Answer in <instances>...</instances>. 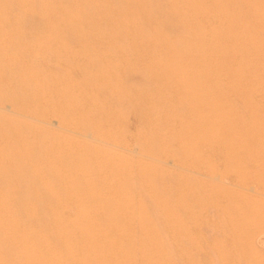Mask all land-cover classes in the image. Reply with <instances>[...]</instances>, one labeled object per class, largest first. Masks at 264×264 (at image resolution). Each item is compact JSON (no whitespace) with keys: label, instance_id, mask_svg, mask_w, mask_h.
I'll return each mask as SVG.
<instances>
[{"label":"rangeland","instance_id":"obj_1","mask_svg":"<svg viewBox=\"0 0 264 264\" xmlns=\"http://www.w3.org/2000/svg\"><path fill=\"white\" fill-rule=\"evenodd\" d=\"M10 1V2H9ZM15 1V2H14ZM20 1V2H19ZM27 1V2H26ZM31 1V2H30ZM34 0L32 2V0H0V66L2 70L0 68V92H3L0 94V110L4 111V112H0V233L2 234L3 231L8 232V231H16L20 228L23 227H28L31 225L32 226H44L43 230L41 231H37L31 234H28L27 237L23 238L22 241H20L21 243L17 244V245H4L1 243L0 241V264H12L13 261H15L14 259H16L17 256H21V255H32L35 252V248L36 246H46V244L48 245L49 243H53L54 241H56L58 238L60 239H66L67 240V245H65L62 250L64 252L67 251V253L73 252L74 250H76L75 248H77V246H81V243H85L91 247V249L89 250L91 253V257L90 260L88 261L90 264H130L131 261L128 260H119V259H115V257L112 255V252H114L115 250H117L118 248H122V250H124L125 248H129V246L133 247L135 246H146L148 247V250L150 251L149 254H147L148 256L144 258V261H140L138 264H160V262L162 260H167L168 264H227L226 259L222 256L221 253H218L217 250L215 251V249H219V252L223 251V253L226 255V257H228V260L231 261L232 259H235L237 262H239L240 264L244 263L245 261L243 259H239L237 257L236 254V236H235V232L233 227L230 225V223L228 222V220H226V217L224 218V215L222 214V208L224 207L223 204L225 205L227 203V197H221L218 198L217 196L219 195L218 192V186L219 187H225V188H230V186L232 185V187L230 189H234L236 188L235 184H237V178L234 175H226L224 177V182H220L221 180H215V178H212L210 176V172L212 173V168L218 170V172H220L219 174L224 173V171L227 170V168L229 169L230 167L227 165V163L224 160L223 157V149L221 147H213L211 145H205V143H198L199 141L196 139H199L201 136L198 132L201 131V127L203 124V120L205 118H203V116L205 114H202L203 112H205L206 110L203 109L202 111V107L203 108H210L212 110V108L209 105V101H207V94H212V103H215L216 98H218V90H219V86L218 84L216 85V83H214L215 78L213 77L215 74L214 68V64L212 62H214V60L212 59L213 56L210 53H213V50H215V41L216 40H212V39H216L213 38L215 37L213 34V36L211 37L209 34L208 29L207 30H198L194 29L195 26H198L200 24H204L207 23L206 21H204V23L200 20L198 21V19L192 17L189 13V5L186 3V0H151V2H153L151 4V2H149L148 0H135V2L137 1V3L134 2V0H129V2L131 4H127L128 0H125L126 2H124V0H106L105 3L102 4L101 0ZM48 1V2H47ZM59 1V2H58ZM62 1V2H61ZM69 1V2H67ZM85 1V2H84ZM123 1V2H122ZM185 1V2H184ZM47 2V3H46ZM64 2V3H63ZM75 2V3H74ZM78 4H77V3ZM101 2V3H100ZM111 2V3H110ZM114 2V4L112 3ZM120 2V3H119ZM128 2V3H129ZM160 2V3H159ZM163 2V3H162ZM168 2V3H167ZM176 4H175V3ZM28 5H27V4ZM32 5H31V4ZM38 3V4H36ZM52 3V4H50ZM54 4L55 8H54ZM67 3V4H66ZM81 3V4H80ZM83 3V4H82ZM123 3V4H121ZM125 3V4H124ZM133 3V4H132ZM183 3V4H182ZM34 4V6H33ZM36 4V5H35ZM61 4V6H60ZM66 4V5H65ZM75 4V5H74ZM80 4V7H79ZM86 4V5H85ZM99 4V5H98ZM106 4V5H105ZM113 4V5H111ZM118 4V5H117ZM135 4V5H134ZM141 4V5H140ZM160 4V6H159ZM162 4V5H161ZM173 4V5H171ZM10 7H8V6ZM28 7H27V6ZM51 5V6H50ZM149 5V6H148ZM151 5V6H150ZM169 5V6H168ZM177 5V7H175ZM15 6V7H13ZM33 7V8H30ZM101 6V7H100ZM105 6V7H102ZM123 8H122V7ZM127 6V7H126ZM128 6L130 7L128 10ZM132 6V7H131ZM135 8H134V7ZM137 6V7H136ZM146 6V7H145ZM159 6V7H158ZM167 6V7H166ZM179 6V7H178ZM239 6H241L239 4ZM38 7V8H37ZM52 7V8H51ZM61 7V8H60ZM64 7V8H63ZM77 7V8H76ZM90 7V8H88ZM106 7L108 9H106ZM115 7V8H114ZM116 7L118 8L119 11H117ZM125 7V8H124ZM139 7V8H138ZM145 7V8H144ZM150 7V8H149ZM156 7H158V9H156ZM163 7V8H162ZM172 7V8H171ZM183 7V8H181ZM29 8V9H26ZM35 8L37 10V12L35 11ZM70 8V9H69ZM81 8H84L86 10H83ZM127 8V9H126ZM134 8V9H133ZM142 8V9H141ZM168 8V10H167ZM178 9L176 11V9ZM188 8V9H187ZM2 9V10H1ZM24 9V10H23ZM32 9V10H30ZM58 10L59 12L55 11ZM66 9V10H65ZM79 9V11H78ZM96 9V10H95ZM125 9V10H124ZM135 9H138L139 11H135ZM145 9L148 11H145ZM152 9V11H151ZM161 9V10H160ZM27 10V11H26ZM30 10V11H29ZM47 10V11H45ZM53 12H52V11ZM66 14H65V11ZM77 10V11H76ZM101 10L103 12H101ZM142 10V11H140ZM164 10V11H163ZM172 12H171V11ZM176 12H175V11ZM180 10V12H179ZM185 10V11H183ZM188 10V11H187ZM21 11V12H20ZM41 11V13H40ZM55 11V12H54ZM63 13H62V12ZM68 11L70 12V15L68 13ZM83 11V12H82ZM85 11V12H84ZM89 11V12H88ZM109 11V13H108ZM112 11V12H111ZM120 11H123V14ZM126 11V12H125ZM130 11V13H128ZM160 11V12H159ZM163 11V12H162ZM168 11V12H166ZM22 12H24L22 15ZM25 12H26V16H25ZM30 12V13H29ZM33 12V13H32ZM48 12V13H47ZM51 12V13H50ZM79 12V13H78ZM114 12V13H113ZM135 12V13H133ZM151 12V13H150ZM186 14H184V13ZM21 13V14H19ZM29 13V14H28ZM36 13V14H35ZM45 13V14H44ZM58 13H60L61 15H58ZM84 13V14H82ZM87 13V14H86ZM91 13V14H90ZM101 13V14H100ZM107 13V14H106ZM115 15H113V14ZM125 13V16H124ZM140 13V14H139ZM145 13V14H144ZM149 13V14H148ZM157 13V14H156ZM171 13H175L172 14ZM191 13V12H190ZM35 14V16L33 15ZM52 14V15H51ZM63 14V16H62ZM82 14V15H81ZM97 14V16H96ZM110 14V15H109ZM137 14V17L135 16ZM139 14V15H138ZM144 14V15H143ZM147 14V15H146ZM180 14V15H179ZM12 15V16H11ZM45 15V16H44ZM69 17H68V16ZM73 17H72V16ZM100 15V16H99ZM110 17L108 16H111ZM131 15V16H130ZM134 15V16H132ZM142 15V16H141ZM146 15V16H145ZM7 16L6 19H4ZM9 16V17H8ZM28 16V17H27ZM54 16V18L52 17ZM57 16V17H55ZM61 16V17H60ZM74 16H76L77 18H75ZM88 16V18L86 17ZM124 16V17H122ZM127 16V17H126ZM170 16V17H169ZM189 16V17H188ZM12 17V18H10ZM52 17V18H51ZM65 17V18H62ZM91 17V19L89 18ZM95 17V19L93 18ZM99 17V18H97ZM109 19H107V18ZM141 17V18H139ZM182 17V18H181ZM187 17V18H186ZM11 20V22L9 21V19ZM23 18V21L22 19ZM81 18V19H80ZM97 18V19H96ZM125 18V19H124ZM128 18V20H127ZM148 21L147 23V20ZM150 18V19H149ZM158 18V20H157ZM161 18V19H160ZM4 19V20H3ZM8 19V20H7ZM14 19V21L12 20ZM17 19V20H16ZM25 19V20H24ZM49 19V21H48ZM52 19V20H51ZM54 19V20H53ZM59 19V20H57ZM61 19V20H60ZM71 19V20H69ZM74 19V20H72ZM87 19V21H86ZM93 20L90 21V20ZM100 19V20H99ZM143 19V20H142ZM164 19V20H162ZM47 20V22H46ZM64 22H63V21ZM66 20V21H65ZM69 20V21H68ZM85 22H84V21ZM162 23H160V21ZM5 23H4V22ZM20 21V23H19ZM61 23H59V22ZM77 21V22H76ZM82 21V22H81ZM95 21V22H94ZM99 21V23H98ZM107 21V22H106ZM111 21V23H110ZM113 21V22H112ZM118 21V23L116 22ZM157 21V22H156ZM195 21V22H193ZM219 21H223L218 20ZM56 22V23H55ZM67 22V23H66ZM90 22V23H88ZM101 22V23H100ZM128 22V24H127ZM159 22V23H158ZM189 22V23H188ZM198 22V23H197ZM200 22V23H199ZM202 22V23H201ZM209 24H211V21H208ZM26 23V24H25ZM55 23V24H54ZM58 23V24H57ZM75 23V24H74ZM79 23L78 27L77 24ZM81 23H83L81 25ZM95 23V24H93ZM113 23V24H112ZM121 23V24H120ZM123 23V24H122ZM130 23V25H129ZM141 23V24H140ZM150 23V24H149ZM222 25V22H220ZM216 24V25H220ZM5 24V25H4ZM12 24V25H11ZM21 24V25H20ZM23 24V25H22ZM60 24V25H59ZM73 24V25H72ZM95 26H93V25ZM148 24V25H147ZM186 24V25H185ZM190 24V25H189ZM194 24V25H193ZM196 24V25H195ZM208 24V23H207ZM205 24V25H207ZM16 25V26H15ZM25 25V27H24ZM62 25L64 26V28L62 27ZM71 25V26H70ZM76 27H75V26ZM93 26L91 28V26ZM132 25V26H131ZM135 25V26H133ZM154 25V26H153ZM161 25V26H160ZM193 25V26H192ZM21 26V27H20ZM55 26V28H54ZM62 29H60L61 27ZM66 26H68L66 28ZM81 26V27H80ZM86 29L85 31L82 30L83 28ZM111 28H110V27ZM115 26V27H114ZM143 26V27H142ZM152 26V27H151ZM156 26V27H155ZM192 26V27H191ZM7 29H4L6 28ZM9 27V28H8ZM32 29H30V28ZM54 29H53V28ZM59 27V28H58ZM72 27V28H71ZM73 27L75 29H73ZM86 27V28H85ZM91 29H90V28ZM100 27V28H99ZM108 27V28H107ZM117 27V29H116ZM120 27V30H118ZM155 27V28H153ZM160 27V28H159ZM162 27V29H161ZM185 27H189L190 30L186 29ZM16 28V29H14ZM30 30H29V29ZM97 30H95V29ZM193 28V29H192ZM14 29V30H13ZM59 29V30H58ZM64 29V31L62 32V30ZM81 29V30H79ZM90 29V31H89ZM128 29V30H127ZM137 29V31H136ZM149 29V30H148ZM152 29V30H150ZM157 31V33L153 30ZM22 30V31H21ZM27 30V31H26ZM48 30V31H47ZM50 30V31H49ZM66 30H67V35H66ZM73 30V31H72ZM94 30V31H93ZM99 30V31H98ZM104 30L106 32H104ZM117 30V31H115ZM123 33H122V31ZM142 30V31H141ZM146 33H145V31ZM148 30V31H147ZM165 35H163L160 31ZM168 32H167V31ZM193 30V33L191 32ZM16 31V33H15ZM29 31V32H28ZM32 31V32H31ZM34 31V34L32 35ZM37 31V33H36ZM56 31V32H55ZM60 32V37L58 36V33ZM81 31V32H80ZM87 31V32H86ZM126 31V32H125ZM129 31V32H128ZM153 33H152V32ZM170 31V32H169ZM207 32L205 34V32ZM222 31L224 32L225 30H223L222 27ZM9 32V33H8ZM25 32V33H22ZM41 32V35H40ZM49 32V33H47ZM51 32L53 34H51ZM56 34H55V33ZM58 32V33H57ZM82 32L85 33L82 36ZM95 32V33H94ZM120 32V33H119ZM141 32V33H140ZM159 32V34H158ZM188 32V33H187ZM226 32V31H225ZM63 33V34H61ZM73 33V34H72ZM79 33V34H78ZM98 33V34H96ZM129 33V34H128ZM136 33V34H135ZM146 35H144V34ZM152 33V34H151ZM155 33V34H154ZM169 33V35H168ZM186 35H184V34ZM193 35H191V34ZM196 33V35H195ZM198 33V34H197ZM16 37H15V35ZM44 34V36H43ZM90 34V35H88ZM129 36H128V35ZM139 34V35H137ZM154 34V35H153ZM158 34V35H157ZM202 35L201 37L199 36ZM209 34V35H207ZM10 35V36H8ZM18 35V36H17ZM21 35V36H20ZM43 40H40V37ZM54 35V36H53ZM63 35V36H62ZM76 35V36H75ZM100 35V36H99ZM142 35V36H140ZM148 35V36H147ZM153 35V36H152ZM163 35V37L165 38H161L160 36ZM171 35V36H170ZM190 35V36H189ZM195 35V36H194ZM207 35V36H206ZM5 36V37H4ZM14 36V37H13ZM53 36V38L51 37ZM56 36V37H55ZM62 36V37H61ZM65 36V37H64ZM128 36V37H127ZM135 36V37H134ZM137 36H140V38H138ZM145 36V37H144ZM149 36H152V40H150V38H147ZM156 36V37H155ZM187 36L189 38H187ZM191 36H193L192 38H190ZM198 36V37H197ZM208 38L205 40V38ZM210 36V37H209ZM10 37V38H8ZM44 37V38H43ZM57 39H55V38ZM86 37V38H85ZM94 37V38H93ZM101 37V38H100ZM147 38V40H143L142 39ZM12 38H17V40H13ZM51 38V39H50ZM68 41H66L65 39ZM91 42H89L90 40ZM96 38V41H95ZM138 38V39H137ZM163 41H159L161 39ZM169 38V39H168ZM170 38H172L170 40ZM185 38V39H184ZM187 38V39H186ZM203 42H202V40ZM212 38V39H211ZM9 39V40H8ZM21 39V41L19 40ZM25 39V40H24ZM27 39V40H26ZM50 39V41H49ZM55 39V41L53 42V40ZM62 41H61V40ZM86 39V40H83ZM98 39V40H97ZM105 39V42H104ZM135 39H137L135 41ZM140 39V40H139ZM178 39V41H177ZM190 39V42L189 40ZM3 40V41H2ZM30 42H29V41ZM64 40V41H63ZM101 40V41H100ZM133 40V42H132ZM167 40V41H166ZM191 40H195V41H191ZM198 40V41H197ZM207 40H211L210 42ZM9 41V42H8ZM41 41V42H40ZM81 41V42H80ZM100 41V42H99ZM107 41V43H106ZM110 43H109V42ZM155 41V42H154ZM157 41V42H156ZM171 41V42H170ZM182 45H181V43ZM183 41V42H182ZM199 41H201V44H199ZM208 43H207V42ZM2 42V43H1ZM4 42H7L4 44ZM13 42H16L17 44H13ZM19 42V43H18ZM21 42V43H20ZM46 44H43V43ZM53 42V43H52ZM58 42L61 44H58ZM63 44H62V43ZM65 42V44H64ZM86 42V43H85ZM89 42V43H88ZM97 42V43H94ZM150 42V43H149ZM170 42V43H167ZM192 42V43H191ZM196 42V43H195ZM37 43V44H36ZM41 43V45H40ZM52 43V45H51ZM145 43V44H143ZM147 43V44H146ZM153 45H152V44ZM156 43V44H155ZM161 45H159V44ZM191 43V46L193 47L188 49ZM27 44V45H26ZM50 46H48V45ZM57 47H55L56 45ZM82 44V45H80ZM97 44V45H96ZM102 44V45H101ZM135 44V45H133ZM137 44V45H136ZM142 44V45H141ZM158 44V45H157ZM167 44V45H166ZM170 44V45H169ZM177 44V46L175 45ZM206 46H205V45ZM212 44H214L213 46H211ZM10 45V46H9ZM16 45V47H15ZM25 45V46H23ZM30 45V46H29ZM59 45V47H58ZM64 45V46H63ZM69 45V46H68ZM88 45V46H87ZM96 45V47H95ZM100 47H99V46ZM106 45V46H105ZM150 45V46H149ZM152 45V46H151ZM157 47H156V46ZM172 46L167 47V46ZM185 45V46H184ZM201 45V46H198ZM20 46H22V48H20ZM81 48H79V47ZM103 46V47H102ZM155 46V47H154ZM161 46V47H160ZM165 47V49L163 47ZM175 48H174V47ZM188 46V47H187ZM204 46V47H203ZM209 46V47H208ZM12 47V48H11ZM14 47V48H13ZM26 47V49H25ZM33 47V48H32ZM37 47V48H36ZM44 49H43V48ZM53 47V49H52ZM83 47H84V51H83ZM99 47V48H98ZM139 47V48H138ZM142 47V48H141ZM147 47V48H146ZM184 47V49H183ZM200 47L202 48V50H200ZM208 49H205V48ZM212 47V48H211ZM214 47V48H213ZM8 48V49H7ZM19 48V49H18ZM37 51H35L34 50ZM47 48V49H45ZM49 48V51H48ZM55 48V49H54ZM58 48V49H57ZM88 48V49H87ZM141 48V50H140ZM170 48V49H169ZM173 48V50H172ZM178 48V49H176ZM180 48V49H179ZM182 48V49H181ZM186 48V50H185ZM7 49V51H6ZM57 49V50H56ZM81 49V50H80ZM138 51H137V50ZM152 49V50H151ZM156 49V50H155ZM159 49V50H158ZM161 49V50H160ZM167 49L169 51H167ZM176 49V50H175ZM188 49V50H187ZM204 49V50H203ZM15 50V51H14ZM17 50V51H16ZM25 50V51H24ZM40 52H39V51ZM53 50V51H52ZM163 50H165L163 52ZM175 50V53L172 51ZM190 50V51H189ZM197 50H199L197 52ZM206 50H212V51H208L207 53ZM21 53H18V52ZM34 52L31 54V52ZM158 51V52H157ZM182 51V52H181ZM186 51V52H185ZM202 53H201V52ZM15 54H13V53ZM85 52V53H83ZM155 52V53H154ZM161 52V53H160ZM167 52H168V56H167ZM181 52V54L179 55V53ZM190 53V54H187ZM195 52V54H194ZM210 52V53H209ZM17 53V54H16ZM39 53L42 55H39ZM45 55H43V54ZM90 53V54H89ZM102 53V54H101ZM165 53V55H163ZM171 53V54H170ZM182 53H186L185 55H183ZM200 53V54H198ZM209 53V54H208ZM10 54V55H9ZM23 54V56H22ZM26 54V55H25ZM28 54V55H27ZM94 54V55H93ZM104 54V55H103ZM153 54H155L156 56H152ZM177 54V55H176ZM202 54V58L201 57ZM208 54V55H207ZM12 55V57H11ZM39 55V56H38ZM75 55V56H74ZM91 55V56H90ZM100 56V57H95V56ZM103 55V56H102ZM107 55V56H105ZM174 55L173 58H170V56ZM190 55V56H189ZM4 56V57H3ZM15 58H14V57ZM17 56V57H16ZM25 56V58H24ZM27 56V57H26ZM35 56V57H34ZM73 56L76 58L73 59ZM162 56V57H161ZM165 58H164V57ZM186 56V57H185ZM188 56V57H187ZM193 56V57H192ZM195 56V57H194ZM199 58H197V57ZM205 56V57H204ZM208 56V57H206ZM210 56V57H209ZM2 57V58H1ZM19 57V58H18ZM87 57V58H86ZM156 57V58H154ZM160 57V58H159ZM169 57V58H168ZM38 58V59H37ZM72 60H71V59ZM92 58V59H91ZM101 58V59H99ZM120 58V64L117 63V59ZM161 62H160V60ZM181 58H187V60L181 59ZM190 58V60H189ZM195 58V60H194ZM208 58V59H207ZM65 59V60H64ZM80 59V60H79ZM158 59V60H157ZM170 59V60H168ZM178 59V60H177ZM180 59V60H179ZM198 59V60H197ZM206 59V60H204ZM4 60V61H3ZM11 60V62H10ZM16 60V61H15ZM21 60V61H20ZM26 60V62H25ZM28 60V61H27ZM33 60V61H32ZM90 60V61H89ZM98 60V61H95ZM103 60V61H102ZM116 60V62L114 63V61ZM122 60V61H121ZM156 60V62H155ZM163 60V61H162ZM165 60H167L166 62H164ZM201 62H200V61ZM213 60V61H212ZM18 61V62H17ZM33 63H32V62ZM67 61V62H65ZM69 61V62H68ZM92 61V62H91ZM106 61V62H105ZM108 61H110L108 63ZM112 61V62H111ZM180 61V63H179ZM189 61V62H188ZM204 61V63H203ZM207 63H206V62ZM211 61V62H209ZM9 62V63H8ZM17 62V63H16ZM36 62V63H35ZM41 64H40V63ZM103 62V63H102ZM122 62V63H121ZM153 62H155V64H152ZM168 62V63H167ZM171 62V63H169ZM178 62V63H177ZM183 62V63H181ZM184 62H188L185 63ZM194 64H193V63ZM196 62V63H195ZM11 63H13L11 65ZM16 65H15V64ZM27 63V64H26ZM93 63V64H92ZM107 67H106V65ZM159 66H158V64ZM199 63V64H198ZM210 63H211V67H210ZM2 64V65H1ZM34 64V65H33ZM36 64V65H35ZM96 64V65H95ZM101 64V65H99ZM111 64V66L109 65ZM157 64V65H156ZM165 64V65H164ZM175 64V65H173ZM188 69H186V68ZM190 64V65H189ZM193 64V66H192ZM197 64V66L195 65ZM209 64V65H208ZM26 65V66H25ZM105 67H102V66ZM117 65V66H116ZM162 65L166 66L162 68ZM171 67V69L168 67ZM200 65V66H199ZM208 65V66H207ZM37 66V67H36ZM101 66V67H100ZM116 66V67H115ZM157 66V67H156ZM181 66V67H179ZM190 66V67H189ZM199 66V67H198ZM214 66V67H213ZM4 67V68H3ZM11 67V68H10ZM13 67V68H12ZM17 67V68H16ZM36 68L37 70L39 69V71H34V68ZM114 67L116 69H118L117 71L114 69ZM178 67V68H177ZM195 67L198 69L196 70ZM202 71L201 72H196V71H200V68ZM207 67V68H206ZM20 68V70H19ZM107 68V69H106ZM111 68V69H110ZM120 68V69H119ZM162 68V69H161ZM167 68V70H166ZM173 68V69H172ZM184 68V69H183ZM194 68V69H193ZM213 68V69H211ZM170 72H169V70ZM179 69V70H177ZM182 69V70H181ZM206 69V70H204ZM210 69V70H209ZM216 69V68H215ZM101 70V71H100ZM173 70V71H172ZM177 70V71H176ZM188 70V71H187ZM191 70V71H189ZM195 70V71H194ZM209 72H208V71ZM20 71V72H19ZM25 71V72H24ZM31 71V72H30ZM33 71V72H32ZM113 71V72H111ZM164 71H168L169 73H171V75L168 72H164ZM183 71V72H182ZM207 71V72H206ZM264 71V68L263 70ZM4 72V73H3ZM9 72V73H8ZM17 72V73H16ZM108 72V73H107ZM173 72V73H172ZM186 72V75H184ZM195 73L197 75L194 76L193 79L192 77H190L192 74L189 73ZM210 72H214L212 74ZM7 73V74H5ZM15 73V74H14ZM20 73V74H18ZM44 73V75H48L50 77V79L52 81H50V79H48L49 77L47 76L46 79V75H45V79L44 75L42 74ZM102 73V75H101ZM175 73V74H174ZM180 73V74H179ZM3 74V75H2ZM26 74V75H23ZM36 74V76H35ZM53 74H55L56 76H54ZM93 74V75H92ZM166 74V75H165ZM174 77H170V76ZM182 74V75H181ZM190 76H187V75ZM204 74L206 77H204ZM211 74V75H209ZM33 75L35 78H33ZM42 75V76H41ZM52 75V76H51ZM107 75V76H106ZM108 75H111L112 77L107 78ZM170 75V76H169ZM182 76V77H178V76ZM201 77H199V76ZM5 76V77H4ZM20 76V77H19ZM28 76V77H27ZM38 76V78H37ZM92 78V81L91 78ZM94 76V78H93ZM106 76V77H105ZM166 76V77H165ZM184 76V77H183ZM187 76V78H186ZM4 77V78H3ZM10 79H9V78ZM25 77V78H24ZM30 77L32 79H30ZM54 77V78H53ZM99 77V79L97 78ZM101 77V78H100ZM103 77V78H102ZM114 77V79H113ZM164 77V78H163ZM189 77V78H188ZM198 77V78H197ZM213 79H211V78ZM8 78V79H7ZM37 78V79H36ZM66 80H65V79ZM90 80H89V79ZM112 78V79H111ZM204 78V79H202ZM20 79V81H18ZM24 79V80H23ZM55 79V80H54ZM59 79V80H57ZM73 79V80H72ZM75 79V80H74ZM98 82H93L96 80ZM102 79V80H101ZM104 79V80H103ZM105 79H109L107 80V82L105 81ZM168 79V80H167ZM174 79V80H173ZM178 79V81L176 80ZM182 79V80H180ZM189 79V80H188ZM198 79V82H196L195 80ZM201 79V83L199 82ZM207 79V81H206ZM209 79V80H208ZM12 80V81H11ZM42 82H41V81ZM45 80V82H44ZM49 84H48V82ZM85 80H88V82H92L86 83ZM111 80H113V82H110ZM176 80V81H175ZM185 80V81H184ZM205 80V81H204ZM211 80V81H210ZM38 81V82H37ZM40 81V82H39ZM65 81V82H64ZM85 81V82H84ZM100 81V83H99ZM116 81V82H114ZM173 81V82H172ZM183 81V82H181ZM191 81H194L191 83ZM13 82V83H12ZM19 82V83H18ZM24 82V83H23ZM30 82V83H29ZM54 82V83H53ZM57 82V83H56ZM67 82V83H66ZM75 82V83H74ZM105 84H104V83ZM110 82V83H109ZM172 82V83H171ZM176 82V84H174ZM178 82V83H177ZM180 82V83H179ZM210 82V83H209ZM3 83V84H2ZM44 83V84H43ZM66 83V84H65ZM69 83H71L69 85ZM84 83V84H83ZM85 83L87 84L86 86ZM115 83V84H114ZM118 83V84H116ZM182 83V84H181ZM188 83V84H187ZM197 83L199 84L198 86H196ZM204 83H206V85H204ZM209 83V84H207ZM214 83V86H213ZM56 84V85H55ZM68 84V85H67ZM77 84V86L75 85ZM93 84V87H91ZM98 86H96V85ZM108 84V85H107ZM111 84V87L110 85ZM115 85L117 86V89L115 87V89L113 88ZM171 84V85H169ZM203 84V85H202ZM212 86H211V85ZM11 85V86H10ZM27 87H26V86ZM44 85V86H43ZM50 85V86H49ZM74 87H71L73 86ZM80 85V87H79ZM82 85V86H81ZM90 85V86H88ZM107 85V86H106ZM168 85V86H167ZM181 85V86H179ZM185 85V87H183ZM193 85V86H192ZM210 85V86H208ZM5 86V87H4ZM16 88H15V87ZM42 86V87H41ZM53 88H52V87ZM56 86V87H54ZM103 86V87H102ZM109 86V87H108ZM171 86V87H170ZM178 86V87H175ZM202 86V89H200L201 91H199L198 88H200ZM204 86V87H203ZM208 86V87H206ZM218 90H217V88ZM37 87V89H36ZM40 87V88H39ZM44 87V88H43ZM46 87V88H45ZM67 89H66V88ZM72 88L71 89H69ZM79 87V88H78ZM104 87H106V89H104V91H102ZM110 91H109V89ZM180 87V89H179ZM189 87V88H188ZM191 87V88H190ZM193 87V88H192ZM206 87V89H205ZM213 89L212 91L216 92L213 93L212 91H209V89ZM39 88V89H38ZM56 88V89H55ZM94 88V90H93ZM96 88V89H95ZM100 88V89H99ZM118 88H121L120 90ZM176 89L175 91H173L172 89ZM14 89V90H13ZM27 89V90H26ZM30 89V91H29ZM43 89V90H42ZM46 89V90H45ZM53 89V90H52ZM65 89V90H64ZM84 89V90H83ZM169 89V90H168ZM189 89V93L188 90ZM192 89V90H191ZM196 89V90H195ZM204 89V91H203ZM210 89V90H211ZM215 89V90H214ZM36 90V91H35ZM54 92H51V91ZM56 90V91H55ZM93 90V91H92ZM102 92H101V91ZM115 92H112V91ZM178 90V91H177ZM185 90V91H183ZM198 91L195 92V91ZM23 91V92H22ZM39 91V92H37ZM42 91V92H41ZM51 92L50 94H48L47 92ZM65 93H64V92ZM70 91V94L69 92ZM87 91V92H86ZM89 91L91 92V94L89 93ZM99 91V92H98ZM119 91V92H118ZM173 91V92H172ZM181 91L180 95L175 96V94H179ZM187 91V92H186ZM206 91H208V93L206 94ZM6 92V93H5ZM17 92L18 93V100L15 103V101H12L13 99L10 97L11 95L13 96V93ZM46 92V93H45ZM57 92V93H56ZM73 94H72V93ZM76 92V93H75ZM172 92V93H171ZM184 92H186L184 94ZM193 92H195L196 94H194ZM201 92V93H200ZM5 93V94H4ZM24 93V94H23ZM28 93V95L26 94ZM68 93V94H66ZM87 93V94H86ZM98 93V94H97ZM161 93V94H160ZM171 93V94H170ZM202 93L205 94L202 96ZM10 94V95H9ZM23 94V95H21ZM41 94V96H43V98L39 95ZM43 94V95H42ZM45 94V95H44ZM58 94V95H57ZM62 94V95H61ZM64 94V95H63ZM95 94V95H93ZM100 94V95H99ZM198 94V95H197ZM201 94V95H200ZM214 94V95H213ZM217 97H216V95ZM7 95V96H6ZM26 95V96H25ZM52 95V97H51ZM57 96L56 97H53ZM61 95V96H59ZM68 95V96H67ZM88 95H90L88 97ZM97 95V96H96ZM172 95V96H171ZM196 95V99L199 100L197 101L198 103L200 102L202 98V104L200 105L197 104V102L195 101V96ZM200 95V96H199ZM21 96H23V100H21ZM37 96V97H36ZM40 96V98H39ZM66 96V97H64ZM71 99H70V97ZM76 96V97H75ZM80 96V97H78ZM95 96L96 99L93 97ZM189 96V97H188ZM202 96V97H201ZM205 96V97H204ZM47 97V98H46ZM59 97V99H58ZM177 97V98H176ZM191 97V99H189ZM204 97V98H203ZM214 97V98H213ZM4 98V99H3ZM38 98L40 101H38ZM42 98V99H41ZM54 98V99H53ZM60 102H58L56 99ZM63 98H66L65 101ZM74 98V99H73ZM76 98V99H75ZM179 98V99H178ZM206 98V99H205ZM255 98V99H254ZM6 99V101H5ZM8 99V100H7ZM47 99V100H45ZM70 102H69V100ZM72 99L74 100V102L72 101ZM106 99V100H105ZM205 99L206 100V104L205 102H203ZM261 99V100H260ZM28 100V101H26ZM44 100V101H43ZM50 100V101H49ZM52 100V101H51ZM63 100V102L61 101ZM92 100V101H91ZM104 100V101H103ZM191 100V101H190ZM209 100V99H208ZM254 100V101H253ZM1 101H3L1 103ZM12 101V102H11ZM25 101V102H24ZM33 101V102H32ZM35 101V102H34ZM96 101V102H95ZM214 101V102H213ZM253 101V102H252ZM23 102V103H22ZM62 102V103H61ZM73 102V103H72ZM91 102V103H90ZM210 102V104H211ZM5 103V105H4ZM9 103V104H8ZM14 103L15 105L11 104ZM34 103V104H32ZM57 103V104H56ZM60 103V104H59ZM67 103V104H66ZM69 103V105H68ZM71 103V104H70ZM193 103H195L194 105H199V106H195L193 105ZM205 103V104H204ZM237 103L240 105L239 110H238V114L240 113L239 116L242 117L243 120H245L247 122V119H244L246 117H248V121H250L252 115L253 116H260L264 119V98L259 96H253L252 99L247 100L246 102H239L237 101ZM44 104V105H43ZM51 106L50 110H49V106ZM65 104V105H64ZM91 104V105H90ZM96 104V105H95ZM98 104V105H97ZM107 106H103V105ZM251 104V105H250ZM255 104H257V107ZM14 106L13 109H15L16 112H12L9 111L7 108L11 106ZM18 105V107H17ZM24 105V106H23ZM27 105V107L25 106ZM59 105V106H58ZM90 105V106H89ZM94 105V107H93ZM100 105V106H99ZM188 105V106H187ZM193 105V106H192ZM205 105V107H204ZM248 105V106H247ZM23 106V107H22ZM31 106V107H30ZM37 106V107H36ZM57 106V107H55ZM62 106V107H60ZM64 106V107H63ZM68 106V107H67ZM79 106V108H78ZM87 107L86 109L84 107ZM99 106V107H98ZM252 106H256L257 108H253ZM3 107V108H2ZM33 107V108H32ZM40 107V108H39ZM69 109H66V108ZM83 107V108H82ZM91 107V108H90ZM106 107V108H105ZM190 107H193L190 109ZM198 107V108H197ZM199 107L201 108V110L198 111ZM248 107V108H246ZM250 107V108H249ZM29 108V109H28ZM38 108V110L36 109ZM46 108V109H45ZM62 108L63 112H62ZM72 108V109H71ZM99 108V110H98ZM105 108L104 111H102L101 109ZM108 108V109H107ZM195 108V109H194ZM4 109V110H3ZM17 109V110H16ZM25 110V113H23L22 111ZM31 109V110H30ZM42 110V111H39ZM59 109V110H58ZM66 109V110H65ZM92 109V110H91ZM178 109V110H177ZM241 109V110H240ZM256 111H255V110ZM49 110V111H48ZM72 110V111H70ZM77 110V111H75ZM90 110V113H89ZM172 110V111H170ZM177 110V113H174V111ZM205 110V111H204ZM210 110V111H211ZM254 110V111H253ZM260 110V111H259ZM27 111V112H26ZM30 111V112H29ZM34 111H38L35 112ZM57 111V113H56ZM60 111V112H59ZM65 111V112H64ZM102 111V112H101ZM156 111V112H155ZM179 111L182 113H179ZM201 111V113H199ZM7 112L12 115L10 116L9 114H7ZM48 112V113H47ZM52 112V113H51ZM71 112V113H70ZM76 112V114H75ZM109 112V114H108ZM147 112V113H145ZM151 112V113H150ZM155 112V113H154ZM176 112V111H175ZM243 112V115H241ZM249 112V113H248ZM259 112V114L257 113ZM2 113V114H1ZM33 113V114H31ZM41 113V114H40ZM49 113H51L52 115H50ZM64 115H63V114ZM69 113L70 114V118H69ZM73 113V115H72ZM82 113V114H81ZM89 113V114H88ZM93 113V114H91ZM96 113V114H95ZM104 113V114H103ZM107 113V114H106ZM144 116L147 118H143V114ZM165 113L166 116H165ZM174 113V115L172 114ZM24 114V115H23ZM43 114H47L46 116ZM79 114V115H77ZM88 114V115H86ZM113 114V115H112ZM146 114L149 116L147 117ZM153 114H159L158 115H153L154 117H152L151 115ZM176 114V116H175ZM184 114V115H183ZM198 114L199 117H198ZM252 114V115H251ZM9 115V117H8ZM33 115V116H32ZM36 115V116H35ZM42 117H41V116ZM54 115H57L59 117H56ZM63 115V116H62ZM85 117H82L84 116ZM96 115V116H95ZM104 115V116H103ZM111 115V116H110ZM161 115V117H160ZM187 115V116H186ZM197 115V116H196ZM3 116V117H2ZM7 116V117H6ZM29 116V117H28ZM39 116V117H38ZM50 118H49V117ZM77 116L79 117L77 119ZM91 116V118H90ZM95 116V117H94ZM103 116V117H102ZM106 116V117H105ZM110 116V118H109ZM115 116V117H114ZM182 118L183 120H181L180 118ZM182 116V117H181ZM193 116V117H192ZM244 116V117H243ZM246 116V117H245ZM6 117V118H5ZM11 117L12 120H9ZM18 117V118H17ZM21 117V118H20ZM26 119H23V118ZM33 117V118H32ZM45 117V118H44ZM62 117V118H61ZM65 117V118H64ZM68 117V118H67ZM93 117V118H92ZM185 117V118H184ZM187 117V118H186ZM197 117V118H196ZM201 117V118H200ZM8 118V119H7ZM36 118V119H35ZM44 120H43V119ZM47 118V121L45 120ZM54 120H53V119ZM75 120H74V119ZM89 118V119H88ZM95 118V119H94ZM104 118V119H103ZM113 118H115L113 120ZM118 118V119H117ZM149 118H151L149 120ZM155 118L157 120H155ZM161 120H160V119ZM200 118V119H199ZM3 119V120H2ZM18 119V121H17ZM40 119V120H38ZM94 119V120H93ZM97 119V121L95 122V120ZM109 119V120H106ZM153 119V120H152ZM173 119V120H171ZM190 119V121H189ZM195 121H193V120ZM201 120V124L200 127H198L199 125L197 124V122L200 123V121H196V120ZM8 120V121H7ZM14 120V121H13ZM16 120V121H15ZM20 120V121H19ZM23 120V121H22ZM29 120V122H28ZM57 120V121H56ZM63 120V121H61ZM67 120V121H66ZM69 120V123H68ZM82 120V121H81ZM87 120V121H85ZM90 120V121H89ZM93 120V121H92ZM99 120V123H98ZM166 120V121H165ZM170 120V121H169ZM181 120V121H179ZM13 121V123H12ZM33 121V122H32ZM53 121H55V123H53ZM59 121V122H58ZM71 121H75V123L71 122ZM78 121V123H77ZM109 123H108V122ZM113 121V124H111ZM117 121V122H116ZM159 124H158V122ZM164 121V122H162ZM168 121L170 123H168ZM174 123H173V122ZM176 121V123H175ZM184 121V123H183ZM188 121V122H187ZM192 121L195 123V125H197L196 127H198L197 129H194ZM11 122V123H10ZM21 122V123H20ZM24 122V123H23ZM34 122H36L34 124ZM38 122V123H37ZM58 122V123H57ZM63 124H62V123ZM66 122V125H65ZM81 125H80V123ZM83 122V123H82ZM102 122V123H101ZM120 122V123H119ZM155 122V124L153 123ZM191 122V123H189ZM17 123V125H16ZM33 123V124H32ZM40 123V124H39ZM72 123V124H71ZM78 125H77V124ZM85 123V124H84ZM89 123V124H88ZM149 123H152L149 124ZM184 125L183 128L186 127L185 130L182 129V127L180 126ZM183 123V124H182ZM23 127H21L20 126ZM39 124V125H38ZM43 124V125H41ZM59 124V125H58ZM61 124V125H60ZM67 124H69L67 126ZM75 124V125H74ZM92 124V125H91ZM95 124V125H94ZM104 124V125H103ZM122 124V125H121ZM158 124V125H157ZM181 127V131H180V127L178 129V125ZM191 124V126L189 125ZM4 125V127H3ZM9 125V126H8ZM11 125V126H10ZM15 125V126H14ZM41 125V126H40ZM48 125V127H47ZM57 125V126H55ZM74 125V126H73ZM80 125V127H79ZM101 125V126H100ZM112 125V126H111ZM115 125V128H114ZM119 125V127H118ZM148 125V126H147ZM151 125V126H150ZM154 125H156L157 127L152 128ZM168 125V126H167ZM194 125V126H195ZM6 126V127H5ZM19 126H20V130H19ZM64 126V128L62 127ZM76 126V127H75ZM78 126V127H77ZM83 127L82 130L81 128ZM96 126L98 127V129L96 128ZM104 126V127H103ZM108 126V128H107ZM121 126L123 128H121ZM52 127V128H51ZM74 127V130H73ZM139 127V128H138ZM146 127V128H145ZM148 127V128H147ZM159 127V129H158ZM162 127V128H161ZM164 127V129H163ZM167 127V128H166ZM170 127V128H169ZM173 127V128H171ZM176 127V129H175ZM197 130V131H192L191 130ZM8 128V129H7ZM14 128V129H13ZM35 128L36 131L35 132ZM39 128V130H38ZM42 128V129H41ZM76 128V129H75ZM101 128H103L101 130ZM114 128V129H113ZM118 128V129H117ZM144 128V129H143ZM153 130H152V129ZM161 128V129H160ZM5 131H4V130ZM16 129V131H15ZM23 129L24 132L21 130ZM31 129V130H30ZM47 129V130H46ZM50 129V130H49ZM53 129V130H52ZM57 129V130H55ZM84 131V132H79L78 131ZM97 129V130H96ZM113 129V130H112ZM125 129V131H124ZM148 129V130H147ZM163 129V130H162ZM169 131H168V130ZM173 129V130H172ZM42 130V131H40ZM52 130V131H51ZM60 130V131H59ZM87 130V131H86ZM90 130V131H89ZM100 130V131H99ZM104 130V131H103ZM117 130V131H115ZM176 130V131H175ZM189 130V131H188ZM7 131V132H6ZM13 131V132H11ZM17 131H21L19 132L21 135V139L20 136L18 137ZM40 131V132H39ZM47 131V132H46ZM58 131V132H57ZM62 131V132H61ZM64 132H67L63 134ZM96 131V133H95ZM111 131V132H110ZM150 134L149 136H144L146 133ZM162 131V132H161ZM166 131V132H164ZM174 131V132H173ZM192 131V133H191ZM10 132V133H9ZM15 132V133H14ZM26 132V133H25ZM53 132V133H52ZM73 132V133H71ZM103 132V133H101ZM110 132V133H109ZM114 132V133H113ZM119 132V133H116ZM124 132V133H123ZM144 132V133H143ZM149 132V133H148ZM153 132V133H152ZM170 132V133H169ZM173 132V133H172ZM184 134H183V133ZM194 132V133H193ZM198 132V133H197ZM9 133V134H8ZM12 133V134H11ZM25 133V134H22ZM40 135H36L39 134ZM43 133V134H42ZM58 133V134H57ZM71 133V134H68ZM93 133V134H92ZM99 133V134H98ZM113 133V134H112ZM123 133V134H122ZM126 133V135H124ZM157 133V134H156ZM160 133V135H158ZM164 136H163V134ZM169 133V134H167ZM172 133V134H171ZM180 133V134H178ZM188 133V134H187ZM190 133V134H189ZM2 134V135H1ZM28 134V135H27ZM62 134V136H61ZM88 134V135H86ZM110 134V135H109ZM116 134V135H114ZM146 134V135H147ZM171 134V135H170ZM192 134L194 136H192ZM195 134H198V136ZM12 137H10V136ZM15 135V136H14ZM43 135V136H42ZM51 135V136H50ZM53 135V136H52ZM60 135V136H59ZM67 135V136H66ZM78 135V136H77ZM94 135V136H93ZM100 135V136H99ZM103 135V136H102ZM108 135V136H107ZM154 135V136H153ZM168 135V136H167ZM174 135V136H173ZM179 135V136H178ZM182 135V136H181ZM191 135V136H189ZM30 136V137H29ZM40 136V137H38ZM56 136V137H55ZM76 136H77V140H76ZM82 138H80V137ZM91 136V137H90ZM114 136V137H113ZM121 136V137H119ZM124 136V137H123ZM126 136V137H125ZM200 136V137H199ZM14 137V139H13ZM16 137V139H15ZM24 137V139H23ZM30 139H29V138ZM37 137V138H36ZM47 137V138H46ZM66 137V139L64 138ZM93 137V138H92ZM108 142V140H110V142L105 143L106 141ZM108 137V138H107ZM118 137V139H117ZM145 137V138H144ZM162 137V138H160ZM168 137V138H167ZM175 137V139H173ZM180 139H178V138ZM184 140H182V138ZM185 137V138H184ZM188 137V138H186ZM198 137V138H197ZM4 138V139H3ZM11 138V139H10ZM41 138V139H40ZM61 138V139H60ZM68 138V139H67ZM86 138V139H83ZM89 138V139H88ZM98 138V139H97ZM101 138V139H100ZM110 138V139H109ZM112 138V139H111ZM121 138V139H120ZM153 138V139H151ZM165 138V139H164ZM177 138V139H176ZM191 138V139H190ZM196 141V145L200 146H190V141H193V139ZM9 139V140H8ZM12 139L15 141V143H13ZM26 139V141H25ZM58 141H57V140ZM88 139V140H87ZM103 139V140H102ZM147 139V140H146ZM150 139V140H149ZM155 139V140H154ZM158 139V140H157ZM162 139V140H160ZM187 139V141H186ZM7 143H6V141ZM30 144V141H34L31 142L30 146L28 145V141ZM54 144H51V141ZM56 140V141H55ZM65 142H63V141ZM86 140V141H85ZM116 140L117 141L116 143ZM124 140V141H122ZM141 140H144L141 141ZM149 140V141H148ZM170 140L172 143L171 144ZM176 140V141H175ZM3 141V142H2ZM5 141V143H4ZM19 141V142H17ZM25 141V144H24ZM37 141V143H36ZM49 141V142H48ZM55 141V142H54ZM72 141H74L72 143ZM89 143H88V142ZM112 141V142H111ZM122 141V142H121ZM147 141V143L145 144V142ZM153 141V142H151ZM160 141V142H159ZM184 141V143H183ZM194 141V143H195ZM198 141V142H197ZM21 142V143H20ZM43 142V144H42ZM47 142V143H46ZM57 142V144H56ZM61 142V143H60ZM68 142V144H67ZM70 142V143H69ZM124 142V144H123ZM135 142V143H134ZM160 144H159V143ZM165 144H163V143ZM179 142V143H178ZM181 142V143H180ZM4 143V146H3ZM46 143V144H45ZM49 143V144H48ZM65 143V144H63ZM77 143V145H76ZM83 143V144H82ZM85 143V144H84ZM88 143V145H87ZM101 143V144H98ZM141 143V144H140ZM151 145H150V144ZM11 144V145H10ZM17 144V146H16ZM23 144L25 146H23ZM40 145V148H38L37 146ZM48 144V145H47ZM70 144V145H69ZM73 144V145H72ZM91 144V145H90ZM105 144V146H104ZM145 144V145H144ZM156 144V145H155ZM158 144V145H157ZM170 144V145H169ZM184 144V145H183ZM189 147H186L188 146ZM200 144V145H199ZM21 145V146H20ZM28 145V146H26ZM37 145V146H36ZM43 145V146H42ZM46 145V146H45ZM58 145V146H57ZM60 145V146H59ZM63 145V146H61ZM67 145V146H66ZM75 145V146H74ZM86 145V146H85ZM107 145H110L111 148H109L110 146L106 147ZM124 145V146H123ZM126 145V147H125ZM149 146L150 148H147V146ZM163 149H161L162 147ZM2 146V147H1ZM9 146V147H8ZM56 149H55V147ZM65 146V147H64ZM70 146V147H68ZM102 146V147H101ZM122 146V147H121ZM152 146V148H151ZM161 147V148H158ZM165 146V147H164ZM167 146V147H166ZM170 146V147H169ZM173 146V147H172ZM5 147V148H4ZM18 147V148H17ZM28 147V148H27ZM50 147V149L48 148ZM53 147V148H52ZM80 147V148H79ZM86 149H85V148ZM92 147V148H91ZM98 147V148H97ZM119 147V149H118ZM172 149H168L171 148ZM264 147V146H263ZM3 148V149H2ZM26 148V149H24ZM38 148V149H37ZM68 148V150H67ZM70 148V149H69ZM89 148L91 149L89 152ZM93 148H95L93 150ZM106 148V149H105ZM108 148V149H107ZM113 148L115 149L114 151ZM127 148V149H125ZM143 150H142V149ZM146 148V149H145ZM156 148L157 150H154ZM189 148V149H188ZM196 148V149H195ZM7 149V150H6ZM53 149V150H52ZM59 149V151H58ZM62 149V150H60ZM75 151H74V150ZM85 149V150H82ZM101 149V150H100ZM104 149V150H103ZM111 149V150H110ZM118 149V150H117ZM123 149V150H120ZM141 149V150H140ZM151 149V150H149ZM200 152H199V150ZM13 153H12V151ZM20 150V151H19ZM24 150H26L24 152ZM48 150V151H47ZM58 151V152H55ZM66 150V151H65ZM81 150V151H80ZM96 150V152H94ZM98 150V151H97ZM100 151H102L100 154ZM109 150V151H108ZM163 150V151H162ZM167 150V151H166ZM173 150V151H172ZM184 150V151H183ZM219 150V151H218ZM264 152V148L262 149ZM30 151V152H29ZM35 153H34V152ZM65 153H64V152ZM74 154L71 155L73 152ZM85 151V152H84ZM110 153L108 154L107 153ZM118 151V152H117ZM122 151V152H121ZM127 156L126 160V156ZM133 151V152H132ZM144 153H143V152ZM154 151V152H153ZM161 153H160V152ZM169 151V152H168ZM181 151V152H180ZM188 151V152H187ZM196 151V152H195ZM203 151V152H202ZM221 151V152H220ZM23 152V153H22ZM37 152V153H36ZM51 152V153H50ZM60 152V153H59ZM63 152V154H61ZM72 152V153H71ZM80 152V153H79ZM92 152V153H91ZM112 152V154H111ZM142 152V153H141ZM166 152V153H165ZM174 152L175 155H172V153ZM191 152L194 153V155H191ZM8 153V154H5ZM16 153V155H15ZM22 155H20V154ZM31 153V154H28ZM83 153V154H81ZM87 155H85V154ZM94 153V154H93ZM120 153V154H118ZM155 153V154H153ZM161 155H160V154ZM163 153V154H162ZM170 153V155H169ZM178 153V154H176ZM196 153H198L196 155ZM200 153V154H199ZM205 153V155H203ZM4 154V155H3ZM19 156H18V155ZM48 154V155H47ZM61 154V155H60ZM115 154V155H114ZM147 154H149L150 156H146ZM157 154V155H156ZM166 154V155H165ZM190 154V155H188ZM10 157H9V156ZM25 155V156H24ZM30 155V156H29ZM58 155V157H56ZM62 155L66 157V160L64 159L65 157L62 158ZM69 155V156H68ZM84 155L83 157H80ZM91 157H90V156ZM99 159H98V157ZM122 155V156H120ZM152 155V156H151ZM178 157H177V156ZM198 155H201V159L200 157H198ZM208 155V156H207ZM221 155V156H220ZM12 156V157H11ZM14 156V157H13ZM17 156V157H16ZM43 157L42 158L40 157ZM50 156V157H49ZM72 156V157H71ZM74 156H77L75 159ZM87 156V157H86ZM95 156V157H94ZM106 156V157H105ZM108 156V158H107ZM118 156V157H117ZM142 156V157H140ZM156 156V157H155ZM168 156V157H167ZM169 156L171 158H169ZM173 156V157H172ZM188 156V157H187ZM193 156V158H192ZM4 157V158H3ZM31 157V158H30ZM35 157V159H34ZM48 157V158H47ZM61 157V158H60ZM70 157V158H69ZM79 157V158H78ZM116 159H113V158ZM121 157V158H120ZM123 157V158H122ZM147 157V158H145ZM162 157V158H161ZM184 157V158H183ZM186 157V159H185ZM191 157V158H190ZM199 159H197V158ZM210 160H209V158ZM13 158V159H12ZM28 158V159H27ZM51 160H50V159ZM85 158V159H84ZM91 160H90V159ZM94 158V159H93ZM97 158V159H96ZM101 158V159H100ZM105 158V159H103ZM165 158V159H163ZM167 158V159H166ZM173 158H176L173 159ZM190 158V159H189ZM195 158V159H194ZM204 158V159H203ZM207 158V159H206ZM4 159V160H2ZM33 161H32V160ZM64 159V160H63ZM71 162V164L69 163V161ZM86 160V161H81V160ZM89 159V160H88ZM96 159V160H95ZM119 159V160H118ZM134 159V161L132 160ZM141 159H146V160H141ZM152 159V160H151ZM163 159V160H161ZM183 159V160H182ZM194 161H193V160ZM212 159V160H211ZM16 160V161H15ZM20 160V161H19ZM25 160V161H24ZM27 160V161H26ZM29 160V161H28ZM36 162H35V161ZM43 164H42V161ZM57 160V161H55ZM100 160V161H99ZM113 160V161H112ZM122 160H126L125 162H123ZM138 160V161H137ZM158 160V163H156ZM169 160V161H168ZM189 160V161H188ZM200 160V161H198ZM11 161V162H10ZM49 161V162H48ZM54 161V162H53ZM63 161V162H62ZM68 161V163L66 162ZM76 161V162H75ZM104 161V162H103ZM118 161V162H117ZM132 161V162H131ZM142 161H147V162H142ZM153 161V162H151ZM174 161V162H173ZM176 161V162H175ZM224 161V162H223ZM46 162V164H45ZM53 162V163H52ZM60 164V166H58L57 164ZM82 162V163H81ZM86 162V163H85ZM91 162V164L89 163ZM104 164V165H100V163ZM120 162V163H119ZM122 162V163H121ZM132 165H131V163ZM135 162V163H134ZM137 162V163H136ZM164 162V163H161ZM172 162V163H171ZM183 162V163H182ZM210 162V163H209ZM10 163V164H9ZM33 163V164H32ZM36 163V164H35ZM50 163V164H48ZM63 163V165H62ZM73 163V164H72ZM97 163V164H96ZM110 163V164H109ZM112 163V164H111ZM118 165H117V164ZM142 164V166H145V163L147 164L145 167L143 166L142 170L141 167L138 165ZM153 163V164H151ZM205 163V164H203ZM16 164V165H15ZM28 164V165H27ZM32 164V165H31ZM39 164V167H38ZM65 164L68 165L67 167H69V169L67 167H65ZM77 164L79 166H81V168L79 166H77ZM109 164V165H108ZM116 164V165H113ZM128 164V166L126 165ZM137 164V165H136ZM149 164H151L149 166ZM159 164V165H157ZM181 164V165H180ZM13 165V166H12ZM15 165V166H14ZM21 165V166H20ZM36 165V166H34ZM62 165V166H61ZM70 165H72V167H70ZM83 165V166H82ZM88 165V166H86ZM91 167H90V166ZM99 165L101 167H99ZM107 165V166H106ZM123 167H122V166ZM130 165V166H129ZM210 165V166H209ZM217 165V166H216ZM10 166V167H9ZM29 166V167H26ZM57 170H56V168ZM64 166V167H63ZM87 168V170L84 168ZM115 167L113 169V167ZM116 166H118L116 168ZM132 166V167H131ZM136 166V168H135ZM149 166V167H147ZM154 166V167H151ZM162 166V167H161ZM174 166V167H172ZM176 166V167H175ZM182 166V168H181ZM9 167V168H8ZM17 167V168H16ZM46 167V168H45ZM55 169H54V168ZM62 169H61V168ZM75 167V168H74ZM79 169V171H77V169ZM98 167V168H97ZM103 167V168H102ZM120 167V169H119ZM122 167V168H121ZM139 167V168H138ZM160 167V168H159ZM184 167V168H183ZM251 167V166H250ZM23 168V169H21ZM73 168V169H72ZM89 168H93L91 170H89ZM97 168V169H96ZM105 168V169H104ZM112 168V169H111ZM152 168V169H151ZM154 168V169H153ZM211 168V171H210ZM253 168V167H252ZM32 169V170H31ZM40 169H44V170H40ZM76 169V170H75ZM84 171H81L83 170ZM99 170L96 171V170ZM123 169V171L121 170ZM129 169V170H128ZM136 169V170H135ZM145 169V170H144ZM147 169V170H146ZM149 169V170H148ZM180 169V170H179ZM13 170V171H12ZM23 172H22V171ZM29 170V171H28ZM38 170V171H37ZM47 170V171H45ZM53 170V171H52ZM59 170V171H58ZM63 170V171H62ZM90 172H89V171ZM97 172H95V171ZM102 170V172H101ZM106 170V172L104 171ZM128 170V171H127ZM132 170V171H131ZM8 171V172H7ZM28 171V172H26ZM37 171V173H36ZM66 171V172H65ZM69 171V172H68ZM74 171V172H73ZM77 173H76V172ZM94 171V172H93ZM109 171V172H108ZM131 171L134 176L136 174V176H131ZM139 171V172H138ZM141 171V173H140ZM144 171V173L142 172ZM150 171V172H149ZM13 172V173H12ZM35 172V173H34ZM39 172V173H38ZM50 172V173H49ZM59 172V173H57ZM65 172V173H64ZM69 174H68V173ZM94 175H92L93 173ZM111 172V173H110ZM118 172V173H117ZM128 172V173H127ZM136 172V173H135ZM146 172V174H145ZM151 173V174H147V173ZM156 172V174L154 173ZM188 172V173H187ZM25 173V174H24ZM42 173V174H41ZM45 173H49L46 174L48 175L46 177V175H44ZM62 173V174H61ZM67 173V174H66ZM72 173V174H71ZM82 173V174H81ZM88 173L90 175H88ZM92 173V174H91ZM117 173V174H116ZM127 178L125 179V177ZM19 174V175H18ZM24 174V175H23ZM56 174V175H55ZM75 174V175H73ZM77 174V175H76ZM80 174L79 178L78 175ZM98 176H97V175ZM132 174V175H133ZM145 174V175H144ZM158 174V175H157ZM27 175V176H26ZM35 175V176H34ZM40 175V176H38ZM64 175V177L62 176ZM70 175V176H69ZM73 175V176H71ZM82 175V176H81ZM117 175V176H116ZM150 177V178H148ZM150 175V176H149ZM154 175V176H153ZM157 175V176H156ZM53 176V177H52ZM58 176V178H56ZM66 176V177H65ZM75 176L77 177V183L75 182ZM89 178H88V177ZM91 176V177H90ZM119 176H121L119 178ZM123 176V178H122ZM157 178H156V177ZM162 176V177H161ZM232 176V179H231ZM33 177V178H32ZM35 177V178H34ZM70 181H69V178ZM74 177V178H73ZM86 177V178H85ZM97 179H96V178ZM107 177V178H105ZM117 177V179H116ZM137 177V178H136ZM17 178V179H16ZM44 178V179H43ZM53 179V180H49ZM55 178V179H54ZM64 178V179H62ZM82 178V179H81ZM92 178L93 181L90 179ZM104 178L105 180H109V181H105V185L104 183ZM145 178L147 180H145ZM168 178V179H167ZM62 179V180H61ZM73 179V180H72ZM79 179V180H78ZM90 181H89V180ZM96 179V180H95ZM102 179V180H101ZM111 179V180H110ZM114 179V181H113ZM116 179V180H115ZM119 179V180H118ZM129 179V180H128ZM139 179V180H138ZM152 183H151V180ZM230 179V180H229ZM6 180V182H5ZM21 180V181H20ZM39 180V181H38ZM43 180V181H42ZM56 180V181H55ZM66 180L64 183L63 181ZM68 180V182H67ZM84 180V181H83ZM86 180V182H85ZM88 180V181H87ZM101 180V181H100ZM122 180V182H121ZM129 183L131 186L129 188L128 184ZM131 180V182H130ZM156 180V181H155ZM167 180V181H166ZM46 181V182H45ZM48 181H50L48 183ZM52 181V183H51ZM74 181V183H73ZM100 182V183H97ZM112 181V182H111ZM119 181V182H118ZM150 181V182H148ZM154 181V182H153ZM217 181V182H216ZM26 182V183H25ZM38 182V183H37ZM44 184H43V183ZM54 182V183H53ZM68 184H67V183ZM90 182V183H89ZM93 182L95 184H93ZM102 182V183H101ZM115 182V183H113ZM126 184H125V183ZM133 182V183H132ZM161 182V183H160ZM163 182V183H162ZM23 183V184H22ZM33 183V184H32ZM36 183V185H35ZM41 183V184H40ZM66 183V184H65ZM72 183V184H71ZM109 183V184H107ZM123 183L126 185L124 186ZM146 183V184H145ZM154 183V185H153ZM157 186H156V184ZM223 185H222V184ZM226 183V184H225ZM21 184V185H20ZM98 184V185H97ZM137 184V185H135ZM145 184V185H144ZM159 184V185H158ZM230 184V185H229ZM11 185V186H10ZM20 185V186H19ZM44 185V186H42ZM46 185V187H45ZM48 185V186H47ZM55 185V186H54ZM78 185V186H77ZM96 185V186H95ZM105 188H104V186ZM108 185V187H106ZM114 185L113 189L112 186ZM117 185V186H116ZM122 185V186H121ZM147 185V186H146ZM150 185V186H149ZM229 185V186H227ZM8 186V187H7ZM19 186V187H18ZM22 186V187H21ZM33 186V187H32ZM42 186V187H41ZM54 186V187H53ZM62 186V187H61ZM72 186V187H71ZM74 186V188H73ZM82 186V188H81ZM97 188V189H95ZM103 188H100V187ZM116 186V187H115ZM124 186V187H123ZM128 186V187H127ZM136 186V187H135ZM143 186V187H142ZM160 186V187H158ZM61 187V188H59ZM77 187V188H76ZM78 187H80V191L78 189ZM89 188V189H86ZM124 192H123V189ZM127 187V188H126ZM146 187V188H145ZM167 187V188H166ZM23 188V189H22ZM41 191L42 188V192L40 193L39 191ZM49 188V189H47ZM100 188V189H99ZM120 188V189H119ZM132 188H134L132 190ZM143 188V189H142ZM145 188V189H144ZM3 189V190H2ZM10 189V190H9ZM31 189V190H29ZM51 189V190H50ZM60 189V190H59ZM62 189V191H61ZM67 189V190H66ZM70 189V191H68ZM84 189V190H83ZM128 189H130L129 191H127ZM137 189V190H136ZM147 189V191H146ZM154 189V191L152 190ZM259 189L262 190L261 187H259ZM17 190V191H16ZM47 190L49 191V193H47ZM57 190V191H56ZM59 190V191H58ZM78 192H76V191ZM86 190V192H85ZM95 190V192H94ZM104 193H103V191ZM108 190V191H107ZM113 190V195L111 193V191ZM116 190V191H115ZM121 190V192H120ZM132 190V191H131ZM167 190V191H166ZM27 191L29 192V194L27 193ZM44 191V194H43ZM46 191V192H45ZM51 191V192H50ZM56 191V192H55ZM87 191L89 192L87 195L85 193H87ZM91 191V192H90ZM96 191H98L99 193H97ZM106 191V192H105ZM110 191V192H109ZM119 191V193H118ZM127 195H123L125 193H127ZM152 191V192H149ZM162 193H161V192ZM18 192V193H17ZM33 192V193H32ZM71 192V193H70ZM80 192L82 193V195L80 196ZM85 192V193H84ZM108 192V193H107ZM137 193V196L135 195ZM142 195H141V193ZM232 192V191H231ZM5 193V194H4ZM12 193V194H11ZM17 193V194H16ZM21 193V194H20ZM32 193V194H31ZM40 193V194H39ZM77 193V195H76ZM91 193V194H90ZM107 193V194H106ZM132 193V194H131ZM134 193V194H133ZM155 193V194H154ZM164 193V194H163ZM212 193V194H211ZM233 193V192H232ZM11 194V196H9ZM20 194V195H19ZM46 196L45 198L42 196ZM57 194V195H56ZM61 194V195H59ZM63 194V195H62ZM66 194V195H65ZM74 194V196H73ZM97 194V195H96ZM104 194V195H102ZM106 194V195H105ZM237 197V199H249L252 200L255 198V195H253L254 193L251 192L249 194H241V193H234ZM8 195V196H7ZM39 195V196H38ZM41 195V196H40ZM48 195V196H47ZM50 195V196H49ZM56 195V196H55ZM116 195V196H115ZM133 195V196H132ZM144 195V196H143ZM146 195V196H145ZM154 195V196H153ZM161 195V197L159 196ZM179 195V196H178ZM25 196V197H24ZM52 196V199H51ZM54 196V198H53ZM63 196V197H62ZM78 196L80 198H78ZM89 200H88V198ZM96 196V197H93ZM103 196V197H102ZM108 200H107V198ZM111 196V197H110ZM119 196V199H118ZM123 196H125L123 198ZM130 196V197H129ZM136 196V197H135ZM139 196V197H138ZM143 196V197H141ZM160 199H159V197ZM49 197V198H48ZM62 197V198H61ZM67 197V198H66ZM73 197H76L73 198ZM83 197V198H82ZM98 197V198H97ZM102 197V198H100ZM114 197V198H113ZM116 197V199H115ZM149 197V198H148ZM156 197L158 199H156ZM164 197V198H163ZM166 197V198H165ZM32 198V199H31ZM40 198V199H38ZM42 198H44L45 200H43ZM56 198V199H55ZM82 198V199H81ZM87 198V199H86ZM94 198V199H93ZM96 198V200H95ZM106 198V199H105ZM110 198V199H109ZM129 198V199H128ZM131 198V199H130ZM135 198V199H134ZM138 200H137V199ZM144 198V200H143ZM145 198H147L145 200ZM163 198V199H162ZM251 198V199H250ZM23 199V200H22ZM33 199H35V201H33ZM47 199V200H46ZM60 199V200H59ZM64 201H63V200ZM66 199V200H65ZM68 199V200H67ZM71 199V200H70ZM73 199V200H72ZM78 199V203H76L75 201ZM84 199V200H83ZM90 199H91V204L94 201L93 205L90 204ZM100 199V200H99ZM103 199V200H102ZM111 199L113 201H111ZM115 199V200H114ZM122 199H124L125 201H123ZM127 199V200H126ZM133 199V201H132ZM167 199V202H166ZM220 199V200H219ZM54 200L56 202V204L54 203ZM59 200V201H58ZM70 200V201H69ZM88 201V202H85ZM99 200V202H98ZM118 200V201H117ZM120 200V201H119ZM129 200V201H128ZM137 200V201H136ZM150 200V201H149ZM157 200V201H156ZM196 200V201H195ZM206 200V201H205ZM46 201V202H45ZM48 201V202H47ZM50 201H53L50 203ZM58 201V202H57ZM68 201V202H65ZM80 201V202H79ZM96 201V202H95ZM103 201V203H102ZM128 201V203H127ZM140 201V202H139ZM142 201V203H141ZM159 201V202H158ZM226 201V202H225ZM28 202V203H27ZM36 202L37 204H41V206L43 207V209L41 210V207H39L40 205L35 204ZM42 202V203H41ZM45 202V203H44ZM64 202V203H63ZM74 202V203H73ZM85 202V203H84ZM113 202V203H112ZM133 202V203H132ZM148 202V204H147ZM158 202V203H156ZM225 202V203H224ZM12 203V205H11ZM44 203V204H43ZM50 203V206L47 205ZM60 203V204H59ZM63 203V204H62ZM75 205L73 206L72 205ZM79 203H83V204H79ZM99 203V204H98ZM101 203V204H100ZM122 203V204H120ZM125 203V204H124ZM140 203V204H139ZM163 203V204H162ZM14 204V206H13ZM24 204V205H23ZM30 204V205H29ZM33 204V205H32ZM52 204V205H51ZM70 204V205H68ZM87 204V205H86ZM106 204V206H105ZM130 204V205H129ZM133 204V205H132ZM142 204V205H141ZM151 204V205H150ZM17 205V206H16ZM29 205V206H28ZM66 207H64V206ZM96 208H95V206ZM104 205V206H103ZM114 205V206H113ZM117 205V206H116ZM120 205V206H119ZM126 205V206H125ZM144 205V206H143ZM149 205V207H147ZM157 205V206H156ZM32 206V208L30 207ZM57 206V208H55ZM73 206V207H72ZM79 206V207H77ZM81 206V207H80ZM83 206V207H82ZM86 206V207H85ZM88 206V207H87ZM94 206V207H93ZM98 206V207H97ZM101 206V207H100ZM122 206V208L120 209V207ZM128 206V207H127ZM146 206V207H145ZM161 206V207H160ZM23 209H22V208ZM50 207V208H49ZM59 207V208H58ZM64 207V208H63ZM69 207V209H68ZM105 207V209L103 208ZM107 207V208H106ZM110 209H109V208ZM116 207V208H115ZM127 209H126V208ZM136 207H138L136 209ZM11 208V209H10ZM19 208V209H18ZM25 208V209H24ZM46 208V209H45ZM99 208V209H98ZM102 208V209H101ZM133 208V209H131ZM145 208V209H144ZM150 208V209H149ZM177 208V209H176ZM51 209V210H50ZM56 209V210H55ZM62 209V211H61ZM77 209V210H76ZM80 209V211H79ZM86 211H85V210ZM91 209V210H90ZM94 209V210H93ZM98 209V210H97ZM120 209V210H119ZM125 209V211H124ZM141 209H144L141 210ZM159 211H157V210ZM170 210L172 213H174L172 215V217L177 218L180 217L183 221L182 227H174L175 224H168L165 221V218L163 216L164 214V210ZM214 209V210H212ZM3 210V211H2ZM24 210V211H23ZM34 210L36 212H34ZM47 210V211H46ZM67 212H65V211ZM77 212H76V211ZM103 210V211H102ZM106 210H109L108 213ZM113 210V211H112ZM115 210V211H114ZM136 210V211H135ZM149 210H151L150 212H148ZM177 210V211H176ZM216 210V211H215ZM17 211V212H16ZM20 211V212H19ZM39 211V212H38ZM58 211V213H57ZM64 211V212H63ZM79 211V212H78ZM92 211V212H91ZM98 211V212H97ZM107 212V216L104 215ZM121 211V212H120ZM127 211V212H126ZM133 211H135L133 213ZM145 214H142V212ZM176 213H175V212ZM179 211V212H178ZM189 211V212H187ZM191 211V212H190ZM194 211V212H193ZM15 212V213H14ZM25 212V213H24ZM88 212V213H86ZM101 212V213H100ZM104 212V213H103ZM140 212V213H139ZM151 212L153 213V215H151ZM185 214H184V213ZM236 210L234 209H230V216H234L235 215ZM40 213V214H39ZM53 213V214H52ZM63 215H62V214ZM76 213V214H75ZM78 213V215H77ZM84 213V215L82 214ZM93 213H95L93 215ZM113 213V214H112ZM128 213V214H127ZM136 213V214H135ZM150 214V215H146ZM160 213V214H159ZM193 213V214H192ZM198 213V214H197ZM234 213V214H233ZM252 212L249 210L248 214H251ZM19 214V215H18ZM58 214V215H57ZM98 214L100 217L99 218ZM103 214V215H102ZM115 214L119 215V216H115ZM123 216H122V215ZM125 214V215H124ZM138 214V215H137ZM142 214V215H140ZM178 214V216H177ZM183 216H182V215ZM211 214V215H210ZM26 215V216H25ZM28 215V216H27ZM35 215V216H33ZM60 215V217H59ZM73 215V216H71ZM76 215V216H75ZM131 215V216H130ZM137 215V216H136ZM144 215V216H143ZM2 216V217H1ZM39 216V217H38ZM62 216H64L62 218ZM81 216V217H80ZM88 216V217H87ZM95 216V217H94ZM112 216V217H111ZM128 216V217H126ZM145 216H147L145 218ZM149 216H153L152 219L151 217L149 218ZM158 216V217H157ZM189 216V217H188ZM5 217V218H4ZM21 217V218H20ZM27 217V219H26ZM49 217V218H48ZM57 217V218H56ZM67 217V218H66ZM71 217V218H70ZM78 217V219H77ZM87 217V218H86ZM104 217V218H103ZM122 219H121V218ZM124 217V218H123ZM139 217H141V220L139 219ZM155 217V218H154ZM218 217V219L216 218ZM2 218V219H1ZM24 218V219H23ZM32 218V219H31ZM34 218V219H33ZM66 218V220H64ZM74 218V219H73ZM113 218V219H112ZM119 218L118 222L117 219ZM131 218V219H130ZM133 218V219H132ZM148 218V219H147ZM154 218V219H153ZM162 218V219H161ZM22 219V220H21ZM50 219V220H49ZM55 219V220H54ZM60 219V220H59ZM77 219V220H76ZM93 219V220H92ZM99 219V220H96ZM136 219V221H135ZM160 219V220H159ZM189 219V220H188ZM191 219V220H190ZM15 220V221H14ZM30 220V221H29ZM39 220V221H38ZM63 220L65 222H63ZM83 220V221H82ZM89 222H88V221ZM101 220V221H100ZM123 222H122V221ZM124 220L126 223H124ZM187 220L189 222H187ZM22 223H21V222ZM24 221V222H23ZM28 223H27V222ZM32 221H34V223H32ZM38 221V222H37ZM43 221V222H41ZM46 221V222H45ZM60 221V222H59ZM74 221V222H73ZM86 221V222H85ZM91 221V222H90ZM93 221V222H92ZM114 221V222H113ZM138 221V222H137ZM143 221V222H142ZM151 221V222H150ZM153 221V222H152ZM192 221V223H191ZM71 222V225H70ZM79 224H77V223ZM97 222V225H95ZM102 222V223H100ZM157 222V223H155ZM160 222V223H159ZM164 222V223H163ZM188 224H187V223ZM219 222V223H217ZM36 223V224H35ZM43 223V225H41ZM67 223V225H66ZM82 223V224H81ZM104 223H106L107 225H105ZM110 223V224H109ZM116 223V224H113ZM122 223V224H120ZM129 223V224H128ZM131 223V225H130ZM154 223V224H153ZM159 223V225H158ZM23 224V225H22ZM26 224V225H25ZM34 224V225H33ZM48 224V225H47ZM69 224V225H68ZM113 224V225H112ZM119 228H118V226ZM126 224V225H125ZM146 224V225H145ZM152 224V225H151ZM164 224V225H163ZM191 224V225H190ZM194 224V225H193ZM206 224V225H205ZM215 224V225H214ZM50 225V227H49ZM79 225V227H78ZM89 225V226H88ZM94 225V226H93ZM105 225V227H103ZM115 225V226H114ZM163 225V226H162ZM167 225V226H166ZM169 225V226H168ZM46 226V227H45ZM121 226V227H120ZM135 226V227H134ZM97 227V228H96ZM102 227V228H101ZM111 227V229H110ZM113 227V229H112ZM125 229H124V228ZM133 227V228H131ZM139 227V228H138ZM148 227V228H147ZM158 227V228H157ZM161 227V228H159ZM172 227V228H171ZM221 227V228H219ZM115 228V229H114ZM138 228V229H137ZM144 228V229H142ZM157 228V229H156ZM165 228V229H163ZM206 228V229H204ZM215 228V229H214ZM46 229V230H45ZM103 229V230H102ZM121 229V230H120ZM130 229V232H129ZM150 230L151 232H149L148 230ZM160 229V230H159ZM171 229V230H169ZM233 229V230H232ZM95 230V232L93 233V231ZM96 230L98 232H96ZM115 230V231H114ZM118 230V231H117ZM127 232H126V231ZM147 230V231H146ZM158 230V232H157ZM177 230V231H176ZM218 230V231H217ZM232 230V231H231ZM120 231V232H119ZM137 231V233L135 232ZM142 231V232H141ZM153 231V233H152ZM164 231V232H163ZM100 232V233H99ZM104 232V233H103ZM111 232V233H110ZM171 232V233H170ZM179 232V233H178ZM181 232V233H180ZM185 232V233H184ZM103 233V235L101 234ZM148 233L150 235H148ZM157 233V234H155ZM162 233V234H161ZM6 234V233H5ZM34 234V235H33ZM109 234V235H108ZM159 234V235H158ZM161 234V235H160ZM168 234V235H167ZM188 234V235H186ZM222 234V235H221ZM262 234V235H261ZM95 235V236H94ZM108 235V236H106ZM118 235V236H117ZM138 235V237H137ZM144 235V236H143ZM146 235V236H145ZM65 236V237H63ZM67 236V237H66ZM93 236V237H92ZM116 238H114V237ZM132 236V237H131ZM134 236V237H133ZM143 236V237H142ZM155 236V237H154ZM189 236V237H188ZM70 237V238H69ZM111 237V239H109ZM119 237V238H118ZM131 237V238H129ZM137 237L138 239V244H136L137 240H135ZM162 237V238H161ZM165 237V238H163ZM28 238V239H27ZM83 238V239H82ZM118 238V239H117ZM122 238V239H121ZM133 238V239H132ZM144 238V239H142ZM161 238V239H160ZM69 239V240H68ZM114 239V240H113ZM150 239V241H149ZM208 239V240H207ZM259 239V240H258ZM26 240V241H25ZM86 240V241H85ZM106 240V241H105ZM144 240V241H143ZM115 241V242H114ZM156 241V242H155ZM35 242V243H34ZM123 242V243H122ZM144 242L147 243L144 245ZM38 243V245L36 244ZM121 243V244H120ZM142 245H141V244ZM255 243H256V248L264 255V233H259L256 235L255 237ZM41 244V245H40ZM115 244V245H114ZM151 244V246H150ZM203 244V245H202ZM127 245V246H125ZM21 246V247H20ZM33 246V247H32ZM35 246V247H34ZM160 246V247H159ZM67 247V248H66ZM73 247V248H72ZM153 247V248H152ZM70 248V249H69ZM160 248V249H159ZM111 249V250H110ZM154 250H157V252H154ZM70 250V251H69ZM161 251V252H160ZM93 252V253H92ZM98 252V253H97ZM159 252V253H158ZM96 253V254H95ZM109 253H111V255H109ZM206 254V255H205ZM98 255V256H97ZM158 255V256H157ZM97 256V257H96ZM162 256V257H159ZM206 256V257H205ZM95 257V258H94ZM165 257V258H164ZM234 257V258H233ZM93 259V260H92ZM95 259V260H94ZM153 261H152V260ZM239 259V260H238ZM121 261V262H120ZM123 261V262H122ZM128 261V262H127ZM155 262V263H154ZM238 263V264H239ZM132 264V263H131Z\"/></svg>","mask_w":264,"mask_h":264},{"label":"bare ground","instance_id":"obj_2","mask_svg":"<svg viewBox=\"0 0 264 264\" xmlns=\"http://www.w3.org/2000/svg\"><path fill=\"white\" fill-rule=\"evenodd\" d=\"M8 1V0H7ZM17 1V0H16ZM23 1V0H22ZM29 1V0H28ZM34 0H32V2H33ZM37 1V0H36ZM35 1V2H36ZM42 1V0H41ZM65 1V0H64ZM76 1V0H75ZM79 1H81L82 2V0H79ZM90 1V0H89ZM95 1V0H94ZM102 1V0H101ZM105 1L106 0H103L102 1V4L103 3H105ZM112 1V0H111ZM121 1V0H120ZM142 1V0H141ZM149 1V0H148ZM157 1V0H156ZM160 1V0H159ZM162 1V0H161ZM10 2V1H9ZM15 2V1H14ZM20 2V1H19ZM27 2V1H26ZM31 2V1H30ZM48 2V1H47ZM46 2V3H47ZM59 2V1H58ZM62 2V1H61ZM66 2V1H65ZM67 2H69V1H67ZM85 2V1H84ZM123 2V1H122ZM124 2H126L125 0H124ZM128 2H129V0H128ZM127 2V4H131L130 2L128 3ZM134 2H135V0H134ZM149 2H151V0L149 1ZM185 2V1H184ZM64 3V2H63ZM75 3V2H74ZM77 3V2H76ZM101 3V2H100ZM111 3V2H110ZM113 4H114V2H112ZM120 3V2H119ZM135 3H137V1L135 2ZM153 2H151V4H152ZM160 3V2H159ZM163 3V2H162ZM168 3V2H167ZM175 3V2H174ZM186 3L189 5V7H190V9H189V13L188 14H190L192 17H194V18H196V19H198V21H202L203 23H204V21H206L207 23H204V24H200V25H198V26H195L194 27V29H197L198 30V32H199V30H200V32H201V30H207L208 29V31L207 32H209V34H211L210 36L212 37L213 35L215 36V37H213V38H216V39H212V40H216L215 41V45L214 44H212L211 46H215V50H213V53H210L212 56H213V60H214V62H212L213 64H214V66H215V68H214V70H216L215 71V74H214V76H213V74L212 73H214V72H210L211 74H212V76L215 78V82L214 83H216V85L218 84V86H219V90H218V88H217V86H216V88H217V94H218V98H216V101H215V103H212L211 101V99H212V94H207L208 93V91H206V94H207V96H206V94L205 93H202V96L205 94V96L207 97V101H209V105H210V107L212 108V110L210 109V108H203L202 107V111H203V109H205L204 111L205 112H203V113H201V111L199 112V113H201V115L202 114H205L204 116H203V118H205L202 122H203V124H202V129H201V131H199V129H198V132H201V133H199L200 134V138L199 139H196V140H198L197 142L198 143H200V142H202V141H204V142H202V143H205V145H211V146H213V147H221L222 149H223V157H224V160H225V162L227 163V165L230 167L229 169L227 168V170L226 171H224V173H222V174H219L220 172H218V170H216L215 168L213 169L212 168V173L210 172V176L212 177V178H215V180L217 179V180H221L220 182H224V177L226 176V175H234V176H236V178H237V184H235V186H236V188H234V189H230L231 187H232V185L230 186V188L228 187V188H225V187H219L218 186V192H219V195L217 196L218 198H220V196L221 197H227V203L224 205L223 204V208H222V214L224 215V218L226 217V220H228V222L230 223V225L233 227V229H234V232H235V236H236V254H237V257L239 258V259H243L244 261H245V264H264V255L256 248V243H255V237H256V235L257 234H259V233H264V152H263V146H264V119L262 118V117H260L259 115L258 116H253L252 114V117H251V119H250V121H248V117H246V118H244V119H247V122L245 121V120H243L242 119V117L241 116H239L240 115V113L238 114V110H239V107H240V105L237 103V101H239V102H246L247 100H250V99H252L253 98V96H259V98L260 97H262V98H264V71H262L263 70V68H264V0H186ZM27 4V3H26ZM31 4V3H30ZM36 4H38V3H36ZM35 4V5H36ZM50 4H52V3H50ZM67 4V3H66ZM65 4V5H66ZM78 4V3H77ZM81 4V3H80ZM80 4H79V7H80ZM83 4V3H82ZM113 4H111V5H113ZM121 4H123V3H121ZM125 4V3H124ZM133 4V3H132ZM176 4V3H175ZM183 4V3H182ZM239 4L241 5V6H239ZM28 5V4H27ZM26 5V6H27ZM32 5V4H31ZM39 5V4H38ZM53 5H54V8H55V5L56 4H54L53 3ZM75 5V4H74ZM86 5V4H85ZM99 5V4H98ZM106 5V4H105ZM118 5V4H117ZM135 5V4H134ZM141 5V4H140ZM162 5V4H161ZM171 5H173V4H171ZM8 6V5H7ZM33 6H34V4H33ZM51 6V5H50ZM60 6H61V4H60ZM149 6V5H148ZM151 6V5H150ZM159 6H160V4H159ZM158 6V7H159ZM169 6V5H168ZM9 7V6H8ZM13 7H15V6H13ZM28 7V6H27ZM101 7V6H100ZM102 7H105V6H102ZM122 7V6H121ZM127 7V6H126ZM132 7V6H131ZM134 7V6H133ZM137 7V6H136ZM146 7V6H145ZM144 7V8H145ZM158 7H156V9H158ZM167 7V6H166ZM175 7H177V5L175 6ZM179 7V6H178ZM10 8V7H9ZM30 8H33V7H31L30 6ZM38 8V7H37ZM52 8V7H51ZM61 8V7H60ZM64 8V7H63ZM77 8V7H76ZM88 8H90V7H88ZM115 8V7H114ZM119 8V7H118ZM118 8L116 7V9H117V11H119L118 10ZM123 8V7H122ZM125 8V7H124ZM129 6H128V10H129ZM135 8V7H134ZM133 8V9H134ZM139 8V7H138ZM150 8V7H149ZM163 8V7H162ZM172 8V7H171ZM181 8H183V7H181ZM26 9H29V8H26ZM70 9V8H69ZM81 9H83V10H86V9H84V8H81ZM106 9H108L107 7H106ZM120 9V8H119ZM127 9V8H126ZM142 9V8H141ZM176 9V8H175ZM188 9V8H187ZM2 10V9H1ZM24 10V9H23ZM30 10H32V9H30ZM29 10V11H30ZM66 10V9H65ZM64 10V11H65ZM96 10V9H95ZM121 10V9H120ZM125 10V9H124ZM139 11L138 9H135V11ZM161 10V9H160ZM167 10H168V8H167ZM178 9H176V11H177ZM27 11V10H26ZM35 11L37 12V10H36V8H35ZM45 11H47V10H45ZM52 11V10H51ZM55 11H57V12H59L58 10H56L55 9ZM54 11V12H55ZM77 11V10H76ZM78 11H79V9H78ZM140 11H142V10H140ZM145 11H147L146 9H145ZM151 11H152V9H151ZM164 11V10H163ZM162 11V12H163ZM171 11V10H170ZM175 11V10H174ZM175 11V12H176ZM183 11H185V10H183ZM188 11V10H187ZM1 12V11H0ZM21 12V11H20ZM53 12V11H52ZM62 12V11H61ZM83 12V11H82ZM85 12V11H84ZM89 12V11H88ZM101 12H103L102 10H101ZM112 12V11H111ZM121 12H122V14H123V11H120V14H121ZM126 12V11H125ZM148 12V11H147ZM160 12V11H159ZM166 12H168V11H166ZM172 12V11H171ZM179 12H180V10H179ZM191 12V13H190ZM1 13H3V12H1ZM24 12H22V15H24L23 14ZM30 13V12H29ZM28 13V14H29ZM33 13V12H32ZM40 13H41V11H40ZM48 13V12H47ZM51 13V12H50ZM63 13V12H62ZM68 13H69V15H70V12L68 11ZM79 13V12H78ZM108 13H109V11H108ZM114 13V12H113ZM112 13V14H113ZM128 13H130V11L128 12ZM133 13H135V12H133ZM151 13V12H150ZM184 13V12H183ZM187 13V12H186ZM186 13H184V14H186ZM19 14H21V13H19ZM36 14V13H35ZM35 14H33L34 16H35ZM45 14V13H44ZM65 14H66V11H65ZM82 14H84V13H82ZM81 14V15H82ZM87 14V13H86ZM91 14V13H90ZM101 14V13H100ZM107 14V13H106ZM140 14V13H139ZM138 14V15H139ZM145 14V13H144ZM143 14V15H144ZM149 14V13H148ZM157 14V13H156ZM172 14H175V13H171V15ZM52 15V14H51ZM58 15H61L60 13H58ZM85 15V14H84ZM110 15V14H109ZM113 15H115V14H113ZM147 15V14H146ZM145 15V16H146ZM180 15V14H179ZM12 16V15H11ZM25 16H26V12H25ZM45 16V15H44ZM62 16H63V14H62ZM68 16V15H67ZM72 16V15H71ZM96 16H97V14H96ZM100 16V15H99ZM124 16H125V13H124ZM124 16H122V17H124ZM131 16V15H130ZM132 16H134V15H132ZM136 17H137V14L135 15ZM142 16V15H141ZM9 17V16H8ZM28 17V16H27ZM53 18H54V16H52ZM51 17V18H52ZM55 17H57V16H55ZM61 17V16H60ZM69 17V16H68ZM73 17V16H72ZM75 18H77L76 16H74ZM87 18H88V16H86ZM108 17H112V15L111 16H108ZM127 17V16H126ZM170 17V16H169ZM189 17V16H188ZM7 18V16L4 18V19H6ZM10 18H12V17H10ZM10 18H8L9 19V21L11 22V20H10ZM62 18H65V17H62ZM90 19H91V17H89ZM94 19H95V17H93ZM97 18H99V17H97ZM96 18V19H97ZM107 18V17H106ZM139 18H141V17H139ZM182 18V17H181ZM187 18V17H186ZM2 19V18H1ZM0 19V20H1ZM3 19V20H4ZM7 19V20H8ZM22 19V21H23V18H21ZM66 19V18H65ZM78 19V18H77ZM81 19V18H80ZM90 19H88V20H90ZM108 19V18H107ZM111 19H113V18H111ZM125 19V18H124ZM150 19V18H149ZM161 19V18H160ZM223 20V21H219L218 22V20ZM13 21H14V19H12ZM17 20V19H16ZM25 20V19H24ZM52 20V19H51ZM54 20V19H53ZM57 20H59V19H57ZM61 20V19H60ZM67 20V19H66ZM65 20V21H66ZM69 20H71V19H69ZM68 20V21H69ZM72 20H74V19H72ZM100 20V19H99ZM109 20V19H108ZM127 20H128V18H127ZM143 20V19H142ZM146 20H147V18H146ZM157 20H158V18H157ZM162 20H164V19H162ZM48 21H49V19H48ZM63 21V20H62ZM84 21V20H83ZM86 21H87V19H86ZM90 21H92L93 22V20H90ZM148 21H150V20H147V23H148ZM160 21V20H159ZM208 21H211L212 23L211 24H209V22ZM1 22H2V20H1ZM4 22V21H3ZM6 22V21H5ZM4 22V23H5ZM46 22H47V20H46ZM59 22V21H58ZM64 22V21H63ZM77 22V21H76ZM82 22V21H81ZM85 22V21H84ZM95 22V21H94ZM107 22V21H106ZM113 22V21H112ZM117 23H118V21H116ZM157 22V21H156ZM193 22H195V21H193ZM201 22V23H202ZM220 22H222V25H221V23ZM19 23H20V21H19ZM56 23V22H55ZM54 23V24H55ZM60 23V22H59ZM67 23V22H66ZM88 23H90V22H88ZM98 23H99V21H98ZM101 23V22H100ZM110 23H111V21H110ZM159 23V22H158ZM160 23H161V21H160ZM162 23H163V21H162ZM161 23V24H162ZM189 23V22H188ZM198 23V22H197ZM200 23V22H199ZM220 23V25H216V24H219ZM26 24V23H25ZM58 24V23H57ZM61 24V23H60ZM59 24V25H60ZM75 24V23H74ZM83 23H81V25H82ZM93 24H95V23H93ZM92 24V25H93ZM113 24V23H112ZM121 24V23H120ZM123 24V23H122ZM127 24H128V22H127ZM141 24V23H140ZM150 24V23H149ZM205 24H207V25H205ZM5 25V24H4ZM12 25V24H11ZM21 25V24H20ZM23 25V24H22ZM73 25V24H72ZM78 25H79V23L77 24V27H78ZM129 25H130V23H129ZM148 25V24H147ZM186 25V24H185ZM190 25V24H189ZM194 25V24H193ZM192 25V26H193ZM196 25V24H195ZM16 26V25H15ZM71 26V25H70ZM75 26V25H74ZM91 26V25H90ZM93 26H95V25H93ZM93 26H91V28L93 27ZM132 26V25H131ZM133 26H135V25H133ZM154 26V25H153ZM161 26V25H160ZM191 26V27H192ZM0 27H3V26H0ZM21 27V26H20ZM24 27H25V25H24ZM59 27H61V26H59ZM58 27V28H59ZM62 27L64 28V26L62 25ZM62 27L60 28V29H62ZM68 26H66V28H67ZM76 27V26H75ZM81 27V26H80ZM110 27V26H109ZM115 27V26H114ZM143 27V26H142ZM152 27V26H151ZM156 27V26H155ZM155 27H153V28H155ZM222 27H223V30H225L224 32L222 31ZM9 28V27H8ZM30 28V27H29ZM28 28V29H29ZM33 28V27H32ZM32 28H30V29H32ZM53 28V27H52ZM54 28H55V26H54ZM53 28V29H54ZM72 28V27H71ZM82 28H83V26H82ZM86 28V27H85ZM90 28V27H89ZM90 28V29H91ZM100 28V27H99ZM108 28V27H107ZM111 28V27H110ZM160 28V27H159ZM186 29H188V30H190L189 29V27L187 28V27H185ZM4 29H7V27L6 28H4ZM14 29H16V28H14ZM13 29V30H14ZM29 29V30H30ZM65 29V28H64ZM64 29L62 30V32L64 31ZM73 29H75L74 27H73ZM90 29H89V31H90ZM95 29V28H94ZM116 29H117V27H116ZM161 29H162V27H161ZM193 29V28H192ZM59 30V29H58ZM79 30H81V29H79ZM82 30H86V29H82ZM96 30V29H95ZM118 30H120V27H119V29ZM128 30V29H127ZM149 30V29H148ZM147 30V31H148ZM150 30H152V29H150ZM22 31V30H21ZM27 31V30H26ZM48 31V30H47ZM50 31V30H49ZM73 31V30H72ZM94 31V30H93ZM97 31V30H96ZM99 31V30H98ZM115 31H117V30H115ZM122 31V30H121ZM136 31H137V29H136ZM142 31V30H141ZM145 31V30H144ZM153 31H155L156 33H157V31H156V29L155 30H153ZM160 31V30H159ZM167 31V30H166ZM29 32V31H28ZM32 32V31H31ZM56 32V31H55ZM54 32V33H55ZM60 32L61 31H59V33H58V36L60 35ZM81 32V31H80ZM87 32V31H86ZM104 32H106L105 30H104ZM126 32V31H125ZM129 32V31H128ZM152 32V31H151ZM161 32V31H160ZM168 32V31H167ZM170 32V31H169ZM192 33H193V30L191 31ZM199 32V33H200ZM205 32V31H204ZM207 32H205V34L207 33ZM9 33V32H8ZM15 33H16V31H15ZM22 33H25V32H22ZM36 33H37V31H36ZM47 33H49V32H47ZM95 33V32H94ZM120 33V32H119ZM122 33H123V31H122ZM141 33V32H140ZM145 33H146V31H145ZM153 33V32H152ZM151 33V34H152ZM162 33V32H161ZM164 33V32H163ZM162 33V34H163ZM188 33V32H187ZM34 34V31H33V33H32V35ZM51 34H53L52 32H51ZM56 34V33H55ZM61 34H63V33H61ZM64 34H65V31H64ZM73 34V33H72ZM79 34V33H78ZM83 34H85V33H83L82 32V36H83ZM96 34H98V33H96ZM129 34V33H128ZM127 34V35H128ZM136 34V33H135ZM144 34V33H143ZM155 34V33H154ZM153 34V35H154ZM158 34H159V32H158ZM157 34V35H158ZM165 34V33H164ZM163 34V35H164ZM184 34V33H183ZM191 34V33H190ZM198 34V33H197ZM209 34H207V35H209ZM213 34V35H212ZM15 35V34H14ZM40 35H41V32H40ZM39 35V37H40V40H43V39H41V36ZM66 35H67V30H66ZM88 35H90V34H88ZM137 35H139V34H137ZM145 35V34H144ZM152 35V36H153ZM160 35V34H159ZM163 35H161L160 37L162 38L163 37ZM168 35H169V33H168ZM184 35H186V34H184ZM191 35H193V34H191ZM195 35H196V33H195ZM194 35V36H195ZM206 35V36H207ZM8 36H10V35H8ZM18 36V35H17ZM21 36V35H20ZM43 36H44V34H43ZM54 36V35H53ZM53 36H51L52 38H53ZM63 36V35H62ZM61 36V37H62ZM76 36V35H75ZM91 36V35H90ZM100 36V35H99ZM129 36V35H128ZM127 36V37H128ZM140 36H142V35H140ZM140 36H137L138 38H140ZM146 36V35H145ZM144 36V37H145ZM148 36V35H147ZM152 36H149V37H147V38H152ZM165 36V35H164ZM171 36V35H170ZM190 36V35H189ZM199 36L201 37L202 35H200L199 34ZM209 36V37H210ZM5 37V36H4ZM14 37V36H13ZM15 37H16V35H15ZM56 37V36H55ZM54 37V38H55ZM60 37V36H59ZM65 37V36H64ZM135 37V36H134ZM156 37V36H155ZM193 36H191L190 38H192ZM198 37V36H197ZM204 37V36H203ZM8 38H10V37H8ZM44 38V37H43ZM86 38V37H85ZM94 38V37H93ZM101 38V37H100ZM137 38V39H138ZM147 38H145L146 40H147ZM150 38V40H152ZM161 38H159V39H161ZM163 38H165V37H163ZM187 38H189L188 36H187ZM186 38V39H187ZM205 38V37H204ZM13 40H17V38H12ZM51 39V38H50ZM50 39H49V41H50ZM55 39H57V38H55ZM55 39L53 40V42L55 41ZM65 39V38H64ZM137 39H135V41L137 40ZM142 39H143V37H142ZM145 39H143V40H145ZM169 39V38H168ZM172 38H170V40H171ZM185 39V38H184ZM201 39V38H200ZM206 39H208V38H205V40ZM9 40V39H8ZM20 41H21V39H19ZM25 40V39H24ZM27 40V39H26ZM61 40V39H60ZM66 40V39H65ZM83 40H86V39H83ZM89 40H90V38H89ZM98 40V39H97ZM140 40V39H139ZM164 40V39H163ZM162 39L161 40H159V41H163ZM189 40V42H190V39H188ZM202 40V39H201ZM3 41V40H2ZM29 41V40H28ZM62 41V40H61ZM64 41V40H63ZM67 41V40H66ZM95 41H96V38H95ZM101 41V40H100ZM99 41V42H100ZM138 41V40H137ZM148 41V40H147ZM167 41V40H166ZM177 41H178V39H177ZM192 42L193 41H195V40H191ZM198 41V40H197ZM207 41H209V40H207ZM206 41V42H207ZM211 41V40H210ZM209 41V42H210ZM9 42V41H8ZM22 42V41H21ZM20 42V43H21ZM30 42V41H29ZM41 42V41H40ZM52 42V43H53ZM68 42V41H67ZM81 42V41H80ZM89 42H91V40L89 41ZM88 42V43H89ZM104 42H105V39H104ZM109 42V41H108ZM132 42H133V40H132ZM139 42V41H138ZM155 42V41H154ZM157 42V41H156ZM164 42V41H163ZM171 42V41H170ZM170 42H167V43H170ZM180 42V41H179ZM183 42V41H182ZM191 42V43H192ZM202 42H203V40H202ZM2 43V42H1ZM5 43H7V42H4V44ZM19 43V42H18ZM47 43V42H46ZM45 42L43 43V44H46ZM52 43H51V45H52ZM62 43V42H61ZM86 43V42H85ZM94 43H97V42H94ZM106 43H107V41H106ZM110 43V42H109ZM150 43V42H149ZM164 43H166V42H164ZM181 43V42H180ZM191 43H190V45L189 46H191ZM196 43V42H195ZM208 43V42H207ZM13 44H17L16 42H13ZM37 44V43H36ZM58 44H60L59 42H58ZM63 44V43H62ZM64 44H65V42H64ZM143 44H145V43H143ZM147 44V43H146ZM152 44V43H151ZM156 44V43H155ZM159 44V43H158ZM157 44V45H158ZM162 44V43H161ZM161 44H159V45H161ZM199 44H201V41H199ZM27 45V44H26ZM40 45H41V43H40ZM48 45V44H47ZM56 45V44H55ZM61 45V44H60ZM66 45V44H65ZM80 45H82V44H80ZM97 45V44H96ZM96 45H95V47H96ZM102 45V44H101ZM133 45H135V44H133ZM137 45V44H136ZM142 45V44H141ZM153 45V44H152ZM151 45V46H152ZM167 45V44H166ZM170 45V44H169ZM167 46V47H170V46ZM176 46H177V44H175ZM181 45H182V43H181ZM205 45V44H204ZM10 46V45H9ZM23 46H25V45H23ZM30 46V45H29ZM49 46V45H48ZM64 46V45H63ZM69 46V45H68ZM88 46V45H87ZM99 46V45H98ZM106 46V45H105ZM150 46V45H149ZM156 46V45H155ZM154 46V47H155ZM175 46V47H176ZM185 46V45H184ZM198 46V45H197ZM199 46H201V45H199ZM198 46V47H199ZM206 46V45H205ZM15 47H16V45H15ZM50 47V46H49ZM55 47H57V45L55 46ZM58 47H59V45H58ZM79 47V46H78ZM100 47V46H99ZM98 47V48H99ZM103 47V46H102ZM157 47V46H156ZM161 47V46H160ZM163 47V46H162ZM172 47V46H171ZM170 47V48H171ZM174 47V46H173ZM174 47V48H175ZM188 47V46H187ZM193 46H191V47H189L188 49H190V48H192ZM202 47V46H201ZM200 47V50H202V48ZM204 47V46H203ZM209 47V46H208ZM12 48V47H11ZM14 48V47H13ZM20 48H22V46H20ZM33 48V47H32ZM37 48V47H36ZM43 48V47H42ZM79 48H81V47H79ZM139 48V47H138ZM142 48V47H141ZM141 48H140V50H141ZM147 48V47H146ZM164 49H165V47H163ZM169 48V49H170ZM194 48V47H193ZM195 48H196V46H195ZM194 48V49H195ZM212 48V47H211ZM214 48V47H213ZM8 49V48H7ZM7 49H6V51H7ZM19 49V48H18ZM25 49H26V47H25ZM44 49V48H43ZM45 49H47V48H45ZM52 49H53V47H52ZM55 49V48H54ZM58 49V48H57ZM56 49V50H57ZM88 49V48H87ZM176 49H178V48H176ZM175 49V50H176ZM180 49V48H179ZM182 49V48H181ZM183 49H184V47H183ZM187 49V50H188ZM205 49H208L207 47L205 48ZM22 50H23V48H22ZM34 50H35V48H34ZM81 50V49H80ZM137 50V49H136ZM152 50V49H151ZM156 50V49H155ZM159 50V49H158ZM161 50V49H160ZM172 50H173V48H172ZM171 50V51H172ZM175 50L174 51H172V52H174L175 53ZM185 50H186V48H185ZM204 50V49H203ZM15 51V50H14ZM17 51V50H16ZM25 51V50H24ZM36 51V50H35ZM39 51V50H38ZM48 51H49V48H48ZM53 51V50H52ZM83 51H84V47H83ZM138 51V50H137ZM165 50H163V52H164ZM167 51H169L168 49H167ZM190 51V50H189ZM199 50H197V52H198ZM208 51H212V50H208ZM207 50H206V52L205 53H207L208 52ZM1 52V51H0ZM29 52H31V51H29ZM37 52V51H36ZM40 52V51H39ZM158 52V51H157ZM182 52V51H181ZM181 52L179 53V55L181 54ZM186 52V51H185ZM201 52V51H200ZM13 53V52H12ZM18 53H21L20 51L18 52ZM32 53H34V52H31V54ZM83 53H85V52H83ZM155 53V52H154ZM161 53V52H160ZM191 53V52H190ZM190 53H188L187 52V54H190ZM202 53V52H201ZM208 53V54H209ZM13 54H15V53H13ZM17 54V53H16ZM43 54V53H42ZM90 54V53H89ZM102 54V53H101ZM171 54V53H170ZM183 55H185L184 53H182ZM194 54H195V52H194ZM198 54H200V53H198ZM207 54V55H208ZM10 55V54H9ZM26 55V54H25ZM28 55V54H27ZM39 55H41L40 53H39ZM38 55V56H39ZM44 55V54H43ZM94 55V54H93ZM104 55V54H103ZM102 55V56H103ZM163 55H165V53L163 54ZM177 55V54H176ZM22 56H23V54H22ZM42 56V55H41ZM45 56V55H44ZM75 56V55H74ZM73 56V59L75 58ZM91 56V55H90ZM105 56H107V55H105ZM152 56H156L155 54H153ZM167 56H168V52H167ZM190 56V55H189ZM4 57V56H3ZM11 57H12V55H11ZM14 57V56H13ZM17 57V56H16ZM27 57V56H26ZM35 57V56H34ZM95 57H100L99 55L97 56H95ZM162 57V56H161ZM164 57V56H163ZM173 57H174V55H173ZM172 57V55L170 56V58H173ZM186 57V56H185ZM188 57V56H187ZM193 57V56H192ZM195 57V56H194ZM197 57V56H196ZM205 57V56H204ZM206 57H208V56H206ZM210 57V56H209ZM2 58V57H1ZM15 58V57H14ZM19 58V57H18ZM24 58H25V56H24ZM76 58H78V57H76ZM75 58V59H76ZM87 58V57H86ZM154 58H156V57H154ZM160 58V57H159ZM158 58V59H159ZM165 58V57H164ZM169 58V57H168ZM198 58V57H197ZM199 58H202V54H201V57H199ZM198 58V59H199ZM38 59V58H37ZM71 59V58H70ZM92 59V58H91ZM99 59H101V58H99ZM157 59V60H158ZM181 59H183V58H181ZM197 59V60H198ZM208 59V58H207ZM65 60V59H64ZM72 60V59H71ZM77 60V59H76ZM80 60V59H79ZM120 60V58L119 59H117V63L118 64H120L119 61ZM160 60V59H159ZM168 60H170V59H168ZM178 60V59H177ZM180 60V59H179ZM184 60H187V58H184L183 59V61ZM189 60H190V58H189ZM194 60H195V58H194ZM204 60H206V59H204ZM212 60V61H213ZM4 61V60H3ZM16 61V60H15ZM21 61V60H20ZM28 61V60H27ZM33 61V60H32ZM31 61V62H32ZM90 61V60H89ZM95 61H98V60H95ZM103 61V60H102ZM122 61V60H121ZM163 61V60H162ZM167 60H165L164 62H166ZM173 61H176L175 60V57H174V60H172V62ZM191 61V60H190ZM200 61V60H199ZM10 62H11V60H10ZM18 62V61H17ZM16 62V63H17ZM25 62H26V60H25ZM65 62H67V61H65ZM69 62V61H68ZM92 62V61H91ZM106 62V61H105ZM110 61H108V63H109ZM112 62V61H111ZM116 62V60L114 61V63ZM155 62H156V60H155ZM155 62H153L152 64H155ZM160 62H161V60H160ZM189 62V61H188ZM188 62H184V64L185 63H188ZM201 62V61H200ZM206 62V61H205ZM209 62H211V61H209ZM9 63V62H8ZM33 63V62H32ZM36 63V62H35ZM40 63V62H39ZM103 63V62H102ZM122 63V62H121ZM168 63V62H167ZM169 63H171V62H169ZM178 63V62H177ZM179 63H180V61H179ZM181 63H183V62H181ZM193 63V62H192ZM196 63V62H195ZM203 63H204V61H203ZM207 63V62H206ZM13 63H11V65H12ZM15 64V63H14ZM27 64V63H26ZM41 64V63H40ZM93 64V63H92ZM105 64V63H104ZM158 64V63H157ZM156 64V65H157ZM172 64V63H171ZM194 64V63H193ZM193 64H192V66H193ZM199 64V63H198ZM2 65V64H1ZM16 65V64H15ZM34 65V64H33ZM36 65V64H35ZM96 65V64H95ZM99 65H101V64H99ZM106 65V64H105ZM110 66H111V64H109ZM165 65V64H164ZM164 65H162V68H163V66ZM173 65H175V64H173ZM190 65V64H189ZM196 66H197V64H195ZM209 65V64H208ZM207 65V66H208ZM26 66V65H25ZM117 66V65H116ZM115 66V67H116ZM158 66H159V64H158ZM182 66H183V64H182ZM200 66V65H199ZM198 66V67H199ZM212 65H211V63H210V67H211ZM213 66V67H214ZM37 67V66H36ZM101 67V66H100ZM102 67H105L104 65L102 66ZM106 67H107V65H106ZM114 67V69L117 71L118 69H116ZM157 67V66H156ZM164 67H166V66H164ZM169 66L167 65V68H168ZM179 67H181V66H179ZM184 67V66H183ZM187 67V66H186ZM186 67H184V68H186ZM190 67V66H189ZM0 68H1V66H0ZM4 68V67H3ZM11 68V67H10ZM13 68V67H12ZM17 68V67H16ZM34 68V67H33ZM161 68V69H162ZM167 68H166V70H167ZM170 69H171V67H169ZM178 68V67H177ZM183 68V69H184ZM207 68V67H206ZM2 69V68H1ZM35 69L36 68H34V71H35ZM107 69V68H106ZM111 69V68H110ZM120 69V68H119ZM164 69V68H163ZM173 69V68H172ZM186 69H188V68H186ZM194 69V68H193ZM195 69L196 70H198L196 67H195ZM201 69H203L202 67L200 68V71H196V72H201L202 70ZM211 69H213V68H211ZM2 70H4V69H2ZM19 70H20V68H19ZM169 70V69H168ZM177 70H179V69H177ZM176 70V71H177ZM182 70V69H181ZM204 70H206V69H204ZM210 70V69H209ZM36 71H39V69L37 70L36 69ZM101 71V70H100ZM173 71V70H172ZM188 71V70H187ZM189 71H191V70H189ZM195 71V70H194ZM208 71V70H207ZM206 71V72H207ZM4 72H5V70H4ZM3 72V73H4ZM20 72V71H19ZM25 72V71H24ZM31 72V71H30ZM33 72V71H32ZM111 72H113V71H111ZM164 72H168V71H164ZM169 72H170V70H169ZM168 72V73H169ZM183 72V71H182ZM209 72V71H208ZM9 73V72H8ZM17 73V72H16ZM108 73V72H107ZM114 73V72H113ZM173 73V72H172ZM187 73H189V72H187ZM5 74H7V73H5ZM15 74V73H14ZM18 74H20V73H18ZM43 75H44V73H42ZM170 75H171V73H169ZM175 74V73H174ZM180 74V73H179ZM189 74H192V73H189ZM187 75V76H190V75ZM195 73H193L190 77H192V76H194V78H195V75H197V74H195ZM211 74H209V75H211ZM3 75V74H2ZM23 75H26V74H23ZM46 75V74H45ZM45 75H44V78L43 79H45ZM54 76H56L55 74H53ZM93 75V74H92ZM101 75H102V73H101ZM166 75V74H165ZM169 75V76H170ZM182 75V74H181ZM184 75H186V72H185V74ZM1 76V75H0ZM30 76H33V75H30ZM35 76H36V74H35ZM42 76V75H41ZM47 76L48 75H46V79H47ZM52 76V75H51ZM107 76V75H106ZM105 76V77H106ZM112 77L111 75H108V77L107 78H110V77ZM187 76H186V78H187ZM199 76V75H198ZM201 76V75H200ZM199 76V77H200ZM5 77V76H4ZM3 77V78H4ZM20 77V76H19ZM28 77V76H27ZM49 77V76H48ZM166 77V76H165ZM170 77H174L173 76V74H172V76H170ZM178 77H182V76H178ZM184 77V76H183ZM204 77H206L205 76V74H204ZM9 78V77H8ZM7 78V79H8ZM25 78V77H24ZM33 78H35L34 76H33ZM37 78H38V76H37ZM36 78V79H37ZM54 78V77H53ZM90 78H91V76H90ZM93 78H94V76H93ZM98 79H99V77H97ZM101 78V77H100ZM103 78V77H102ZM164 78V77H163ZM189 78V77H188ZM198 78V77H197ZM201 78V77H200ZM211 78V77H210ZM10 79V78H9ZM30 79H32L31 77H30ZM48 79H50V77L48 78ZM65 79V78H64ZM67 79V78H66ZM65 79V80H66ZM89 79V78H88ZM112 79V78H111ZM113 79H114V77H113ZM192 79H193V77H192ZM202 79H204V78H202ZM211 79H213V78H211ZM24 80V79H23ZM55 80V79H54ZM57 80H59V79H57ZM73 80V79H72ZM75 80V79H74ZM90 80V79H89ZM93 80H96V79H93ZM102 80V79H101ZM104 80V79H103ZM107 80H109V79H105V81L107 82ZM168 80V79H167ZM174 80V79H173ZM177 81H178V79H176ZM175 80V81H176ZM180 80H182V79H180ZM189 80V79H188ZM209 80V79H208ZM12 81V80H11ZM18 81H20V79L18 80ZM41 81V80H40ZM39 81V82H40ZM47 81V80H46ZM50 81H52L51 79H50ZM49 81V82H50ZM86 81V83L88 82V80H85ZM84 81V82H85ZM90 81H92V78H91V80ZM185 81V80H184ZM196 82H198V79H196L195 80ZM205 81V80H204ZM206 81H207V79H206ZM211 81V80H210ZM21 82V81H20ZM38 82V81H37ZM42 82V81H41ZM44 82H45V80H44ZM48 82V81H47ZM49 82H48V84H49ZM65 82V81H64ZM94 83L95 82H98L97 80L96 81H93ZM110 82H113V80H111ZM109 82V83H110ZM114 82H116V81H114ZM173 82V81H172ZM171 82V83H172ZM181 82H183V81H181ZM192 82H194V81H191V82H189V83H191L192 84ZM200 83L202 82L201 81V79H200V81H199ZM13 83V82H12ZM19 83V82H18ZM24 83V82H23ZM30 83V82H29ZM54 83V82H53ZM57 83V82H56ZM67 83V82H66ZM65 83V84H66ZM75 83V82H74ZM85 83V85L84 86H86L87 84ZM89 83H92V82H88V84ZM99 83H100V81H99ZM104 83V82H103ZM178 83V82H177ZM180 83V82H179ZM184 83V82H183ZM210 83V82H209ZM209 83H207V84H209ZM214 83H213V86H214ZM3 84V83H2ZM44 84V83H43ZM50 84H51V82H50ZM71 83H69V85H70ZM84 84V83H83ZM105 84V83H104ZM115 84V83H114ZM114 84H113V86H114ZM116 84H118V83H116ZM174 84H176V82L174 83ZM182 84V83H181ZM188 84V83H187ZM194 84H197V83H194ZM56 85V84H55ZM68 85V84H67ZM76 86H77V84H75ZM96 85V84H95ZM108 85V84H107ZM106 85V86H107ZM110 85V87H111V84H109ZM169 85H171V84H169ZM199 84H197L196 86H198ZM203 85V84H202ZM204 85H206V83H204ZM211 85V84H210ZM210 85H208V86H210ZM11 86V85H10ZM26 86V85H25ZM44 86V85H43ZM50 86V85H49ZM82 86V85H81ZM88 86H90V85H88ZM96 86H98V85H96ZM117 86L118 85H115L113 88L115 89V87H116V89H117ZM168 86V85H167ZM179 86H181V85H179ZM193 86V85H192ZM208 86H206V87H208ZM212 86V85H211ZM2 87V86H1ZM0 87V88H1ZM5 87V86H4ZM15 87V86H14ZM27 87V86H26ZM42 87V86H41ZM52 87V86H51ZM54 87H56V86H54ZM71 87H74V85L73 86H71ZM79 87H80V85H79ZM78 87V88H79ZM91 87H93V84H92V86ZM103 87V86H102ZM101 87V88H102ZM109 87V86H108ZM107 87V88H108ZM119 87V86H118ZM171 87V86H170ZM175 87H178V86H175ZM182 87V86H181ZM183 87H185V85L183 86ZM199 87V86H198ZM204 87V86H203ZM206 87H205V89H206ZM16 88V87H15ZM40 88V87H39ZM38 88V89H39ZM44 88V87H43ZM46 88V87H45ZM53 88V87H52ZM66 88V87H65ZM189 88V87H188ZM191 88V87H190ZM193 88V87H192ZM36 89H37V87H36ZM56 89V88H55ZM67 89V88H66ZM69 89H71L72 90V88H70L69 87ZM96 89V88H95ZM100 89V88H99ZM103 89V88H102ZM104 89H106V87H104ZM104 89L102 90V91H104ZM109 89V88H108ZM119 90L121 89V88H118ZM172 89V88H171ZM179 89H180V87H179ZM199 89V91H201L200 89H202V86L200 87V88H198ZM210 89H211V87H210ZM209 89V91H212L213 89H211L210 90ZM14 90V89H13ZM27 90V89H26ZM43 90V89H42ZM46 90V89H45ZM53 90V89H52ZM65 90V89H64ZM84 90V89H83ZM93 90H94V88H93ZM92 90V91H93ZM169 90V89H168ZM173 90V89H172ZM176 89H174L173 91H175ZM186 90H188V92L187 93H189V92H191V91H189V89H186ZM192 90V89H191ZM196 90V89H195ZM195 90H193V91H195ZM207 90V89H206ZM215 90V89H214ZM29 91H30V89H29ZM36 91V90H35ZM51 91V90H50ZM56 91V90H55ZM101 91V90H100ZM101 91V92H102ZM109 91H110V89H109ZM172 91V92H173ZM178 91V90H177ZM183 91H185V90H183ZM203 91H204V89H203ZM23 92V91H22ZM37 92H39V91H37ZM42 92V91H41ZM47 92V91H46ZM45 92V93H46ZM51 92H54V91H51ZM51 92H47L48 94H50ZM64 92V91H63ZM66 92V91H65ZM64 92V93H65ZM69 92V94H70V91H68ZM87 92V91H86ZM99 92V91H98ZM112 92H115L114 90L112 91ZM119 92V91H118ZM171 92V93H172ZM186 92H184V94L186 93ZM195 92H197L198 93V91H195ZM195 92H193L194 94H196ZM202 92V91H201ZM200 92V93H201ZM205 92V91H204ZM213 93H216V92H214V91H212ZM1 93H3V92H0V94ZM6 93V92H5ZM4 93V94H5ZM57 93V92H56ZM72 93V92H71ZM76 93V92H75ZM89 93L91 94V92L89 91ZM170 93V94H171ZM24 94V93H23ZM23 94H21V95H23ZM27 95H28V93H26ZM52 94V93H51ZM66 94H68V93H66ZM68 94V95H69ZM73 94V93H72ZM87 94V93H86ZM98 94V93H97ZM161 94V93H160ZM181 94V91H180V93L179 94H175V96H177V95H180ZM190 94V93H189ZM10 95V94H9ZM40 96H41V94H39ZM43 95V94H42ZM45 95V94H44ZM58 95V94H57ZM62 95V94H61ZM61 95H59V96H61ZM64 95V94H63ZM67 95V96H68ZM93 95H95V94H93ZM100 95V94H99ZM198 95V94H197ZM201 95V94H200ZM199 95V96H200ZM214 95V94H213ZM216 95V94H215ZM7 96V95H6ZM18 93L17 92H15V93H13V96L11 95L10 97L13 99L12 101H15V103L17 102V100H18ZM26 96V95H25ZM40 96H39V98H40ZM90 95H88V97H89ZM97 96V95H96ZM172 96V95H171ZM201 96V97H202ZM204 96V97H205ZM22 98H21V100H23V99H25V98H23V96H21ZM37 97V96H36ZM42 98H43V96H41ZM51 97H52V95H51ZM53 97H56L57 98V96H54L53 95ZM64 97H66V96H64ZM70 97V96H69ZM72 97V96H71ZM71 97H70V99H71ZM76 97V96H75ZM78 97H80V96H78ZM94 98H95V96H93ZM177 97H179V96H177ZM176 97V98H177ZM189 97V96H188ZM195 97V101L197 102V101H199V100H197L196 98V95L194 96ZM203 97V98H204ZM216 97H217V95H216ZM39 98H38V101H40L39 100ZM41 98V99H42ZM47 98V97H46ZM55 98V99H56ZM61 98H62V96H61ZM90 98V97H89ZM180 98V97H179ZM178 98V99H179ZM214 98V97H213ZM4 99V98H3ZM54 99V98H53ZM58 99H59V97H58ZM64 100L66 99V98H63ZM74 99V98H73ZM72 99V101L74 102V100ZM76 99V98H75ZM96 99V98H95ZM189 99H191V97L189 98ZM199 99H201L200 100V105L202 104V98H200L199 97ZM205 99H203L204 101L203 102H205L206 103V100ZM209 99V100H208ZM255 99V98H254ZM8 100V99H7ZM45 100H47V99H45ZM57 100V99H56ZM69 100V99H68ZM97 100V102H98V99H96ZM106 100V99H105ZM192 100V99H191ZM190 100V101H191ZM211 100V101H210ZM261 100V99H260ZM5 101H6V99H5ZM11 101V102H12ZM26 101H28V100H26ZM44 101V100H43ZM50 101V100H49ZM52 101V100H51ZM58 101V100H57ZM62 102H63V100H61ZM65 101H67V100H65ZM92 101V100H91ZM104 101V100H103ZM254 101V100H253ZM252 101V102H253ZM3 101H1V103H2ZM25 102V101H24ZM29 102V101H28ZM33 102V101H32ZM35 102V101H34ZM58 102H60V101H58ZM61 102V103H62ZM69 102H70V100H69ZM72 102V103H73ZM96 102V101H95ZM210 102H211V104H210ZM214 102V101H213ZM23 103V102H22ZM64 103V102H63ZM75 103V102H74ZM91 103V102H90ZM198 102H197V104H199ZM204 103V104H205ZM9 104V103H8ZM11 104H13V105H15L14 103H11ZM29 104H30V102H29ZM32 104H34V103H32ZM57 104V103H56ZM60 104V103H59ZM67 104V103H66ZM71 104V103H70ZM195 103H193V105H194ZM206 104H208V103H206ZM4 105H5V103H4ZM11 106L10 107V109H9V107L7 108L9 111H12V112H16L15 111V109H13L14 108V106ZM44 105V104H43ZM65 105V104H64ZM68 105H69V103H68ZM91 105V104H90ZM89 105V106H90ZM96 105V104H95ZM98 105V104H97ZM192 105V106H193ZM251 105V104H250ZM256 106H257V104H255ZM24 106V105H23ZM22 106V107H23ZM26 107H27V105H25ZM48 106H49V104H48ZM52 106V105H51ZM51 106H49V110L51 109L50 107ZM59 106V105H58ZM100 106V105H99ZM98 106V107H99ZM103 106H107V104L105 105H103ZM188 106V105H187ZM195 106H199V105H194V107ZM248 106V105H247ZM252 106L253 108H257V107H259V106ZM17 107H18V105H17ZM31 107V106H30ZM37 107V106H36ZM55 107H57V106H55ZM60 107H62V106H60ZM64 107V106H63ZM68 107V106H67ZM84 107V106H83ZM82 107V108H83ZM93 107H94V105H93ZM204 107H205V105H204ZM3 108V107H2ZM33 108V107H32ZM40 108V107H39ZM58 108V107H57ZM66 108V107H65ZM78 108H79V106H78ZM85 109L87 108V107H84ZM91 108V107H90ZM106 108V107H105ZM105 108H103V109H101L102 111H104V109ZM191 108H193V107H190V109ZM198 108V107H197ZM246 108H248V107H246ZM250 108V107H249ZM29 109V108H28ZM37 110H38V108H36ZM46 109V108H45ZM63 109L64 108H62V112H63ZM66 109H68V108H66ZM65 109V110H66ZM72 109V108H71ZM88 109V108H87ZM108 109V108H107ZM195 109V108H194ZM254 109V110H255ZM4 110V109H3ZM17 110V109H16ZM21 110H23V109H21ZM31 110V109H30ZM48 110V111H49ZM59 110V109H58ZM92 110V109H91ZM98 110H99V108H98ZM106 110V109H105ZM178 110V109H177ZM177 110H175L174 111V113H177ZM199 110H201V108L199 107V109H198V111ZM211 110V111H210ZM241 110V109H240ZM253 110V111H254ZM2 110H0V112H1ZM39 111H42V110H40L39 109ZM68 111H69V109H68ZM70 111H72V110H70ZM75 111H77V110H75ZM101 111V112H102ZM170 111H172V110H170ZM256 111V110H255ZM260 111V110H259ZM2 112H4V111H2ZM23 113H25V110H23L22 111ZM27 112V111H26ZM30 112V111H29ZM35 112H38V111H34V113ZM43 112V111H42ZM60 112V111H59ZM65 112V111H64ZM73 112V111H72ZM78 112V111H77ZM105 112V111H104ZM156 112V111H155ZM154 112V113H155ZM48 113V112H47ZM52 113V112H51ZM51 113H49L50 115H52ZM56 113H57V111H56ZM71 113V112H70ZM89 113H90V110H89ZM88 113V114H89ZM145 113H147V112H145ZM151 113V112H150ZM174 113H172L173 115H174ZM179 113H181L180 111H179ZM249 113V112H248ZM258 114H259V112H257ZM2 114V113H1ZM7 114H9L8 112H7ZM31 114H33V113H31ZM41 114V113H40ZM63 114V113H62ZM66 114H69V113H66ZM75 114H76V112H75ZM82 114V113H81ZM88 114H86V115H88ZM91 114H93V113H91ZM96 114V113H95ZM104 114V113H103ZM107 114V113H106ZM108 114H109V112H108ZM143 114V116H144V113H142ZM148 114V113H147ZM146 114V116L147 117H149L148 115ZM166 114L167 113H165V116H166ZM182 114V113H181ZM10 115V114H9ZM9 115H8V117H9ZM24 115V114H23ZM34 115V114H33ZM32 115V116H33ZM43 115H47V114H43ZM64 115V114H63ZM62 115V116H63ZM72 115H73V113H72ZM77 115H79V114H77ZM113 115V114H112ZM151 115V114H150ZM153 115H155V114H153ZM153 115H151L152 117H154ZM156 115H158V117H159V114H156ZM155 115V116H156ZM168 115V114H167ZM184 115V114H183ZM199 115L200 114H198V117H199ZM241 115H243V112H242V114ZM10 116H12V115H10ZM36 116V115H35ZM41 116V115H40ZM54 116H56V117H59V116H57V115H54ZM69 116V118H70V114L68 115ZM96 116V115H95ZM94 116V117H95ZM104 116V115H103ZM102 116V117H103ZM111 116V115H110ZM110 116H109V118H110ZM175 116H176V114H175ZM187 116V115H186ZM197 116V115H196ZM3 117V116H2ZM7 117V116H6ZM5 117V118H6ZM13 117V116H12ZM29 117V116H28ZM39 117V116H38ZM42 117V116H41ZM47 117V116H46ZM49 117V116H48ZM82 117H85V115L84 116H82ZM106 117V116H105ZM115 117V116H114ZM160 117H161V115H160ZM179 117V116H178ZM182 117V116H181ZM193 117V116H192ZM244 117V116H243ZM264 117V116H263ZM18 118V117H17ZM21 118V117H20ZM23 118V117H22ZM33 118V117H32ZM45 118V117H44ZM50 118V117H49ZM62 118V117H61ZM65 118V117H64ZM68 118V117H67ZM72 118V117H71ZM70 118V119H71ZM79 117L77 116V119H78ZM90 118H91V116H90ZM93 118V117H92ZM144 119L146 118L145 116L143 117ZM166 118H167V116H166ZM180 118V117H179ZM185 118V117H184ZM187 118V117H186ZM197 118V117H196ZM201 118V117H200ZM199 118V119H200ZM8 119V118H7ZM13 119V118H12ZM11 119V117H10V119L9 120H12ZM23 119H26V118H23ZM36 119V118H35ZM43 119V118H42ZM53 119V118H52ZM74 119V118H73ZM89 119V118H88ZM95 119V118H94ZM93 119V120H94ZM104 119V118H103ZM115 118H113V120H114ZM118 119V118H117ZM147 119V118H146ZM151 118H149V120H150ZM160 119V118H159ZM168 119V118H167ZM181 120H183L182 118H180ZM3 120V119H2ZM27 120V119H26ZM38 120H40V119H38ZM44 120V119H43ZM45 120H47V118L45 119ZM54 120V119H53ZM75 120V119H74ZM92 120V121H93ZM106 120H109V119H106ZM153 120V119H152ZM155 120H157L156 118H155ZM161 120V119H160ZM171 120H173V119H171ZM181 120H179V121H181ZM193 120V119H192ZM8 121V120H7ZM14 121V120H13ZM13 121H12V123H13ZM16 121V120H15ZM17 121H18V119H17ZM20 121V120H19ZM23 121V120H22ZM47 121H50V120H47ZM57 121V120H56ZM61 121H63V120H61ZM67 121V120H66ZM82 121V120H81ZM85 121H87V120H85ZM90 121V120H89ZM97 121V119L95 120V122ZM166 121V120H165ZM170 121V120H169ZM168 121V123H170ZM189 121H190V119H189ZM193 121H195V120H193ZM192 121V123H194ZM196 121H200V123L199 122H197V124L199 125V124H201V120H196ZM28 122H29V120H28ZM33 122V121H32ZM51 122V121H50ZM59 122V121H58ZM57 122V123H58ZM72 123L74 122L75 123V121H71ZM88 122V121H87ZM108 122V121H107ZM110 122H112L111 124H113V121H110ZM117 122V121H116ZM158 122V121H157ZM162 122H164V121H162ZM173 122V121H172ZM188 122V121H187ZM0 123H2V122H0ZM11 123V122H10ZM21 123V122H20ZM24 123V122H23ZM36 122H34V124H35ZM38 123V122H37ZM53 123H55V121H53ZM62 123V122H61ZM68 123H69V120H68ZM71 123V124H72ZM77 123H78V121H77ZM76 123V124H77ZM80 123V122H79ZM83 123V122H82ZM98 123H99V120H98ZM102 123V122H101ZM109 123V122H108ZM120 123V122H119ZM154 124H155V122H153ZM165 123V122H164ZM174 123V122H173ZM175 123H176V121H175ZM183 123H184V121H183ZM182 123V124H183ZM186 123V122H185ZM184 123V124H185ZM189 123H191V122H189ZM191 123V124H192ZM196 123V122H195ZM195 123L193 124V127H194V129H197L198 127H200V125L198 126V127H196L197 125H195ZM33 124V123H32ZM40 124V123H39ZM38 124V125H39ZM63 124V123H62ZM70 124V123H69ZM69 124H67V126L69 125ZM85 124V123H84ZM89 124V123H88ZM149 124H151L152 125V123H149ZM158 124H159V122H158ZM157 124V125H158ZM171 124V123H170ZM180 124V126H181V123H179ZM191 124H189L190 126H191ZM16 125H17V123H16ZM41 125H43V124H41ZM40 125V126H41ZM59 125V124H58ZM61 125V124H60ZM65 125H66V122H65ZM75 125V124H74ZM73 125V126H74ZM78 125V124H77ZM80 125H81V123H80ZM80 125H79V127H80ZM92 125V124H91ZM95 125V124H94ZM104 125V124H103ZM122 125V124H121ZM150 125V126H151ZM160 125V124H159ZM171 125H174V124H171ZM178 125V124H177ZM195 125V126H194ZM9 126V125H8ZM11 126V125H10ZM15 126V125H14ZM20 126H21V124H20ZM20 126H19V130H20ZM55 126H57V125H55ZM101 126V125H100ZM112 126V125H111ZM148 126V125H147ZM168 126V125H167ZM175 126V125H174ZM179 125L177 126L178 127V129H179V127H180ZM1 127V126H0ZM3 127H4V125H3ZM6 127V126H5ZM22 127V126H21ZM24 127V126H23ZM22 127V128H23ZM47 127H48V125H47ZM63 128H64V126H62ZM76 127V126H75ZM78 127V126H77ZM82 127V126H81ZM104 127V126H103ZM118 127H119V125H118ZM155 127H157L156 125H154L152 128H155ZM182 127V129L183 130H185V128L186 127H189V126H186L185 125V128H183L184 127V125H182L181 126ZM181 127H180V131H181ZM49 128V127H48ZM52 128V127H51ZM96 128L98 129V127L96 126ZM107 128H108V126H107ZM114 128H115V125H114ZM113 128V129H114ZM121 128H123L122 126H121ZM139 128V127H138ZM146 128V127H145ZM148 128V127H147ZM151 128V129H152ZM162 128V127H161ZM160 128V129H161ZM167 128V127H166ZM170 128V127H169ZM171 128H173V127H171ZM190 128V127H189ZM8 129V128H7ZM14 129V128H13ZM42 129V128H41ZM76 129V128H75ZM82 130H84L83 129V127L81 128ZM96 129V130H97ZM103 128H101V130H102ZM112 129V130H113ZM118 129V128H117ZM144 129V128H143ZM158 129H159V127H158ZM163 129H164V127H163ZM162 129V130H163ZM175 129H176V127H175ZM1 130V129H0ZM4 130V129H3ZM6 130V129H5ZM4 130V131H5ZM23 132H24V130L23 129H21ZM31 130V129H30ZM38 130H39V128H38ZM47 130V129H46ZM50 130V129H49ZM53 130V129H52ZM51 130V131H52ZM55 130H57V129H55ZM73 130H74V127H73ZM148 130V129H147ZM153 130V129H152ZM165 130V129H164ZM168 130V129H167ZM170 130V129H169ZM168 130V131H169ZM173 130V129H172ZM191 130H192V127H191ZM15 131H16V129H15ZM40 131H42V130H40ZM39 131V132H40ZM60 131V130H59ZM78 131L79 132H84V131H81V130H79L78 129ZM87 131V130H86ZM90 131V130H89ZM100 131V130H99ZM104 131V130H103ZM115 131H117V130H115ZM124 131H125V129H124ZM176 131V130H175ZM186 131L187 130H185V132L184 133H186ZM189 131V130H188ZM192 131H197V130H192ZM192 131H191V133H192ZM7 132V131H6ZM11 132H13V131H11ZM19 132H21V131H19ZM18 131H17V134H18V137L20 136V139L22 138L21 137V135H20V133H19ZM35 132H37L36 131V128H35ZM47 132V131H46ZM58 132V131H57ZM62 132V131H61ZM111 132V131H110ZM109 132V133H110ZM145 132V131H144ZM143 132V133H144ZM147 132V131H146ZM145 132V133H146ZM162 132V131H161ZM164 132H166V131H164ZM174 132V131H173ZM172 132V133H173ZM197 132V133H198ZM10 133V132H9ZM8 133V134H9ZM15 133V132H14ZM26 133V132H25ZM25 133H22V134H25ZM38 133V132H37ZM53 133V132H52ZM64 133H66L67 134V132H64L63 131V134ZM71 133H73V132H71ZM71 133H68V134H71ZM85 133V132H84ZM95 133H96V131H95ZM101 133H103V132H101ZM114 133V132H113ZM112 133V134H113ZM116 133H119V132H116ZM124 133V132H123ZM122 133V134H123ZM149 133V132H148ZM153 133V132H152ZM170 133V132H169ZM169 133H167V134H169ZM171 133V134H172ZM183 133V132H182ZM183 133V134H184ZM194 133V132H193ZM12 134V133H11ZM41 133H39V134H36V135H40ZM43 134V133H42ZM58 134V133H57ZM93 134V133H92ZM99 134V133H98ZM147 134V133H146ZM144 135L145 137L146 136H149V135H151V133L150 134H147V135ZM157 134V133H156ZM163 134V133H162ZM170 134V135H171ZM178 134H180V133H178ZM188 134V133H187ZM190 134V133H189ZM2 135V134H1ZM26 135V134H25ZM28 135V134H27ZM65 135V134H64ZM86 135H88V134H86ZM110 135V134H109ZM114 135H116V134H114ZM124 135H126V133L124 134ZM158 135H160V133L158 134ZM196 135L198 136V134H195V137H196ZM10 136V135H9ZM15 136V135H14ZM43 136V135H42ZM51 136V135H50ZM53 136V135H52ZM60 136V135H59ZM61 136H62V134H61ZM67 136V135H66ZM78 136V135H77ZM77 136H76V140H77ZM94 136V135H93ZM100 136V135H99ZM103 136V135H102ZM108 136V135H107ZM152 136V135H151ZM154 136V135H153ZM161 136V135H160ZM163 136H164V134H163ZM168 136V135H167ZM174 136V135H173ZM179 136V135H178ZM182 136V135H181ZM189 136H191V135H189ZM192 136H194L193 134H192ZM10 137H12V136H10ZM30 137V136H29ZM28 137V138H29ZM38 137H40V136H38ZM56 137V136H55ZM80 137V136H79ZM91 137V136H90ZM114 137V136H113ZM119 137H121V136H119ZM124 137V136H123ZM126 137V136H125ZM144 137V138H145ZM2 138V137H1ZM1 138H0V140H1ZM37 138V137H36ZM47 138V137H46ZM65 139H66V137H64ZM80 138H82V137H80ZM93 138V137H92ZM108 138V137H107ZM160 138H162V137H160ZM168 138V137H167ZM178 138V137H177ZM176 138V139H177ZM182 138V140H184L183 139V137H181ZM185 138V137H184ZM186 138H188V137H186ZM198 138V137H197ZM4 139V138H3ZM11 139V138H10ZM13 139H14V137H13ZM12 139V141H13V143H15V141ZM15 139H16V137H15ZM23 139H24V137H23ZM30 139V138H29ZM41 139V138H40ZM61 139V138H60ZM68 139V138H67ZM83 139H86V138H83ZM89 139V138H88ZM87 139V140H88ZM98 139V138H97ZM101 139V138H100ZM103 139H104V137H103ZM102 139V140H103ZM110 139V138H109ZM112 139V138H111ZM117 139H118V137H117ZM121 139V138H120ZM151 139H153V138H151ZM165 139V138H164ZM173 139H175V137L173 138ZM178 139H180V138H178ZM191 139V138H190ZM193 139V138H192ZM195 139V138H194ZM193 139V141H190L189 143H190V146H193V145H196L197 143H196V141ZM9 140V139H8ZM7 140V141H8ZM57 140V139H56ZM55 140V141H56ZM105 140V139H104ZM147 140V139H146ZM150 140V139H149ZM148 140V141H149ZM155 140V139H154ZM158 140V139H157ZM160 140H162V139H160ZM202 140V141H201ZM6 141V140H5ZM5 141H4V143H5ZM7 141H6V143H7ZM25 141H26V139H25ZM25 141H24V144H25ZM28 141V140H27ZM51 141V140H50ZM53 141V140H52ZM52 141H51V144H53L52 143ZM54 141V142H55ZM58 141V140H57ZM63 141V140H62ZM86 141V140H85ZM106 141V140H105ZM117 141H119V140H116V143H117ZM122 141H124V140H122ZM121 141V142H122ZM141 141H143L144 142V140H141ZM168 141H170V140H168ZM176 141V140H175ZM186 141H187V139H186ZM194 141H195V143H194ZM3 142V141H2ZM17 142H19V141H17ZM31 142H34V141H30V144H31ZM49 142V141H48ZM63 142H65V141H63ZM74 141H72V143H73ZM88 142V141H87ZM108 142H110V140H108ZM107 141L105 142V143H108ZM112 142V141H111ZM125 142V141H124ZM124 142H123V144H124ZM151 142H153V141H151ZM160 142V141H159ZM158 142V143H159ZM171 142V141H170ZM1 143V142H0ZM4 143H3V146H4ZM21 143V142H20ZM36 143H37V141H36ZM47 143V142H46ZM45 143V144H46ZM61 143V142H60ZM70 143V142H69ZM75 143V142H74ZM89 143V142H88ZM88 143H87V145H88ZM135 143V142H134ZM147 143V141L145 142V144ZM163 143V142H162ZM179 143V142H178ZM181 143V142H180ZM183 143H184V141H183ZM8 144V143H7ZM23 144V146H25ZM29 144V141H28V145L30 146V149H31V146L32 145H30ZM42 144H43V142H42ZM49 144V143H48ZM47 144V145H48ZM55 144V143H54ZM53 144V145H54ZM56 144H57V142H56ZM63 144H65V143H63ZM67 144H68V142H67ZM83 144V143H82ZM85 144V143H84ZM98 144H101V143H98ZM141 144V143H140ZM144 144V145H145ZM150 144V143H149ZM160 144V143H159ZM163 144H165V143H163ZM171 144H174V143H172L171 142ZM11 145V144H10ZM28 145H26V146H28ZM39 145V144H38ZM70 145V144H69ZM73 145V144H72ZM76 145H77V143H76ZM91 145V144H90ZM151 145V144H150ZM149 145V146H150ZM156 145V144H155ZM158 145V144H157ZM170 145V144H169ZM184 145V144H183ZM200 145V144H199ZM16 146H17V144H16ZM21 146V145H20ZM37 146V145H36ZM43 146V145H42ZM46 146V145H45ZM58 146V145H57ZM60 146V145H59ZM61 146H63V145H61ZM67 146V145H66ZM75 146V145H74ZM86 146V145H85ZM104 146H105V144H104ZM108 146H110V145H107L106 147H108ZM124 146V145H123ZM147 146V145H146ZM149 146H147V148H150ZM161 146V145H160ZM196 146H198V145H196ZM2 147V146H1ZM9 147V146H8ZM38 148H40V145L39 146H37ZM55 147V146H54ZM65 147V146H64ZM68 147H70V146H68ZM102 147V146H101ZM122 147V146H121ZM125 147H126V145H125ZM162 147V146H161ZM161 147H159L158 146V148H161ZM165 147V146H164ZM167 147V146H166ZM170 147V146H169ZM173 147V146H172ZM172 147L171 148H168V149H172ZM186 147H189V144H188V146H186ZM198 147H200V146H198ZM5 148V147H4ZM18 148V147H17ZM28 148V147H27ZM37 148V149H38ZM48 148V147H47ZM53 148V147H52ZM80 148V147H79ZM85 148V147H84ZM92 148V147H91ZM98 148V147H97ZM109 148H111V146L109 147ZM151 148H152V146H151ZM3 149V148H2ZM24 149H26V148H24ZM48 149H50V147L48 148ZM55 149H56V147H55ZM70 149V148H69ZM86 149V148H85ZM85 149H82V150H85ZM95 148H93V150H94ZM106 149V148H105ZM108 149V148H107ZM114 149L115 148H113V150L112 151H114ZM118 149H119V147H118ZM117 149V150H118ZM125 149H127V148H125ZM142 149V148H141ZM140 149V150H141ZM146 149V148H145ZM154 149V148H153ZM161 149H163V147L161 148ZM189 149V148H188ZM196 149V148H195ZM7 150V149H6ZM53 150V149H52ZM57 150V149H56ZM55 150V152H58L59 151V149H58V151H56ZM60 150H62V149H60ZM67 150H68V148H67ZM74 150V149H73ZM90 148H89V152H90ZM101 150V149H100ZM99 150V152H100V154H103V153H101L102 151H100ZM104 150V149H103ZM111 150V149H110ZM120 150H123V149H120ZM143 150V149H142ZM149 150H151V149H149ZM154 150H157L156 148L154 149ZM199 150V149H198ZM12 151V150H11ZM20 151V150H19ZM26 150H24V152H25ZM48 151V150H47ZM66 151V150H65ZM75 151V150H74ZM81 151V150H80ZM98 151V150H97ZM109 151V150H108ZM108 151H107V153H108ZM163 151V150H162ZM167 151V150H166ZM173 151V150H172ZM184 151V150H183ZM219 151V150H218ZM1 152V151H0ZM30 152V151H29ZM34 152V151H33ZM64 152V151H63ZM63 152L61 153V154H63ZM73 152V151H72ZM71 152V153H72ZM85 152V151H84ZM94 152H96V150L94 151ZM115 152H116V149H115ZM118 152V151H117ZM122 152V151H121ZM124 152V151H123ZM127 152V151H126ZM126 152H124V155H125V153ZM133 152V151H132ZM143 152V151H142ZM141 152V153H142ZM154 152V151H153ZM160 152V151H159ZM169 152V151H168ZM181 152V151H180ZM188 152V151H187ZM196 152V151H195ZM199 152H200V150H199ZM203 152V151H202ZM221 152V151H220ZM12 153H13V151H12ZM23 153V152H22ZM35 153V152H34ZM37 153V152H36ZM51 153V152H50ZM60 153V152H59ZM65 153V152H64ZM80 153V152H79ZM92 153V152H91ZM144 153V152H143ZM161 153V152H160ZM159 153V154H160ZM166 153V152H165ZM172 153V152H171ZM5 154H8V153H5ZM14 154V153H13ZM20 154V153H19ZM28 154H31V153H28ZM60 154V155H61ZM74 154V152L71 154V155H73ZM81 154H83V153H81ZM85 154V153H84ZM94 154V153H93ZM96 154H97V152H96ZM108 154H110V153H108ZM111 154H112V152H111ZM118 154H120V153H118ZM153 154H155V153H153ZM163 154V153H162ZM176 154H178V153H176ZM194 155V153H192L191 152V155ZM198 153H196V155H197ZM200 154V153H199ZM4 155V154H3ZM15 155H16V153H15ZM18 155V154H17ZM21 155V154H20ZM48 155V154H47ZM85 155H87V154H85ZM113 155V154H112ZM115 155V154H114ZM146 155V154H145ZM148 156H150L149 154H147ZM146 155V156H147ZM157 155V154H156ZM161 155V154H160ZM166 155V154H165ZM169 155H170V153H169ZM172 155H175L174 154V152L172 153ZM188 155H190V154H188ZM203 155H205V153L203 154ZM9 156V155H8ZM19 156V155H18ZM22 156V155H21ZM25 156V155H24ZM30 156V155H29ZM69 156V155H68ZM84 155H82V156H80V157H83ZM90 156V155H89ZM97 156V155H96ZM99 156V155H98ZM97 156V157H98ZM120 156H122V155H120ZM126 156V155H125ZM152 156V155H151ZM171 156V155H170ZM169 156V158H171ZM177 156V155H176ZM201 155H198V157H200ZM208 156V155H207ZM221 156V155H220ZM10 157V156H9ZM12 157V156H11ZM14 157V156H13ZM17 157V156H16ZM41 158H42V160H43V157L42 156H40ZM50 157V156H49ZM56 157H58V155L56 156ZM63 157H65V156H63L62 155V158ZM72 157V156H71ZM77 156H74V158L75 159H77L76 158ZM87 157V156H86ZM91 157V156H90ZM95 157V156H94ZM106 157V156H105ZM118 157V156H117ZM140 157H142V156H140ZM156 157V156H155ZM168 157V156H167ZM173 157V156H172ZM178 157V156H177ZM188 157V156H187ZM4 158V157H3ZM31 158V157H30ZM48 158V157H47ZM61 158V157H60ZM70 158V157H69ZM79 158V157H78ZM107 158H108V156H107ZM113 158V157H112ZM121 158V157H120ZM123 158V157H122ZM145 158H147V157H145ZM162 158V157H161ZM184 158V157H183ZM191 158V157H190ZM189 158V159H190ZM192 158H193V156H192ZM197 158V157H196ZM209 158V157H208ZM13 159V158H12ZM28 159V158H27ZM34 159H35V157H34ZM50 159V158H49ZM65 160H66V157L64 158ZM63 159V160H64ZM85 159V158H84ZM90 159V158H89ZM88 159V160H89ZM94 159V158H93ZM97 159V158H96ZM95 159V160H96ZM98 159H99V157H98ZM101 159V158H100ZM103 159H105V158H103ZM113 159H116V158H113ZM163 159H165V158H163ZM163 159H161V160H163ZM167 159V158H166ZM173 159H175L176 160V158H173ZM185 159H186V157H185ZM195 159V158H194ZM197 159H199V158H197ZM200 159H201V157H200ZM204 159V158H203ZM207 159V158H206ZM2 160H4V159H2ZM32 160V159H31ZM41 160V161H42ZM51 160V159H50ZM78 160V159H77ZM91 160V159H90ZM106 160V159H105ZM119 160V159H118ZM126 160H128L127 159V156H126ZM125 160V161H126ZM133 161H134V159H132ZM141 160H146V159H141ZM152 160V159H151ZM183 160V159H182ZM193 160V159H192ZM209 160H210V158H209ZM212 160V159H211ZM16 161V160H15ZM20 161V160H19ZM25 161V160H24ZM27 161V160H26ZM29 161V160H28ZM33 161V160H32ZM35 161V160H34ZM55 161H57V160H55ZM68 161H69V159H68ZM68 161H66L67 163H68ZM81 161H86V160H81ZM100 161V160H99ZM113 161V160H112ZM123 162H125L124 160H122ZM138 161V160H137ZM169 161V160H168ZM177 161V160H176ZM175 161V162H176ZM189 161V160H188ZM194 161V160H193ZM198 161H200V160H198ZM11 162V161H10ZM36 162V161H35ZM49 162V161H48ZM54 162V161H53ZM52 162V163H53ZM63 162V161H62ZM72 162V161H71ZM71 162L69 161V163L71 164ZM76 162V161H75ZM104 162V161H103ZM118 162V161H117ZM132 162V161H131ZM130 162V163H131ZM143 163L144 162H147V161H142ZM151 162H153V161H151ZM174 162V161H173ZM201 162V161H200ZM224 162V161H223ZM82 163V162H81ZM86 163V162H85ZM89 163V162H88ZM100 163V162H99ZM120 163V162H119ZM118 163V164H119ZM122 163V162H121ZM126 163V162H125ZM135 163V162H134ZM137 163V162H136ZM156 163H158V160H157V162ZM161 163H164V162H161ZM172 163V162H171ZM183 163V162H182ZM202 163V162H201ZM210 163V162H209ZM10 164V163H9ZM33 164V163H32ZM31 164V165H32ZM36 164V163H35ZM42 164H43V161H42ZM45 164H46V162H45ZM48 164H50V163H48ZM73 164V163H72ZM89 164H91V162L89 163ZM97 164V163H96ZM105 164V163H104ZM103 163L101 164L100 163V165L102 166V165H104ZM110 164V163H109ZM108 164V165H109ZM112 164V163H111ZM117 164V163H116ZM116 164H113V165H116ZM117 164V165H118ZM151 164H153V163H151ZM151 164H149V166L151 165ZM203 164H205V163H203ZM16 165V164H15ZM14 165V166H15ZM28 165V164H27ZM44 165V164H43ZM51 165V164H50ZM58 166H60V164H59V162H58V164H57ZM62 165H63V163H62ZM61 165V166H62ZM99 165V167H101ZM127 166H128V164H126ZM131 165H132V163H131ZM134 165V164H133ZM132 165V166H133ZM137 165V164H136ZM138 165H139V163H138ZM147 164L145 163V166H146ZM157 165H159V164H157ZM181 165V164H180ZM13 166V165H12ZM21 166V165H20ZM34 166H36V165H34ZM68 165H66L65 164V167H67ZM77 166H79L78 164H77ZM83 166V165H82ZM86 166H88V165H86ZM90 166V165H89ZM107 166V165H106ZM122 166V165H121ZM130 166V165H129ZM131 166V167H132ZM139 166H142V164H140ZM144 166V165H143ZM143 166L141 167V170H142V168H143ZM144 166V167H145ZM149 166H147V167H149ZM210 166V165H209ZM217 166V165H216ZM251 166V167H250ZM10 167V166H9ZM8 167V168H9ZM26 167H29V166H26ZM38 167H39V164H38ZM64 167V166H63ZM70 167H72V165H70ZM80 168H81V166H79ZM91 167V166H90ZM111 167H113V166H111ZM118 166H116V168H117ZM123 167V166H122ZM121 167V168H122ZM151 167H154V166H151ZM162 167V166H161ZM172 167H174V166H172ZM176 167V166H175ZM253 167V168H252ZM17 168V167H16ZM46 168V167H45ZM54 168V167H53ZM55 168H56V166H55ZM54 168V169H55ZM61 168V167H60ZM68 169H69V167H67ZM75 168V167H74ZM84 168H85V166H84ZM98 168V167H97ZM96 168V169H97ZM103 168V167H102ZM115 167H113V169H114ZM135 168H136V166H135ZM139 168V167H138ZM160 168V167H159ZM181 168H182V166H181ZM184 168V167H183ZM21 169H23V168H21ZM62 169V168H61ZM73 169V168H72ZM76 169H77V167H76ZM75 169V170H76ZM86 170H87V168H85ZM91 169H93V168H91ZM90 168H89V170H91ZM95 169V170H96ZM105 169V168H104ZM112 169V168H111ZM119 169H120V167H119ZM137 169V168H136ZM135 169V170H136ZM152 169V168H151ZM154 169V168H153ZM32 170V169H31ZM40 170H44V169H40ZM56 170H57V168H56ZM88 170V171H89ZM94 170V171H95ZM122 171H123V169H121ZM129 170V169H128ZM127 170V171H128ZM145 170V169H144ZM147 170V169H146ZM149 170V169H148ZM180 170V169H179ZM13 171V170H12ZM22 171V170H21ZM29 171V170H28ZM28 171H26V172H28ZM38 171V170H37ZM37 171H36V173H37ZM45 171H47V170H45ZM53 171V170H52ZM59 171V170H58ZM63 171V170H62ZM77 171H79V169H77ZM81 171H84V169L83 170H81ZM93 171V172H94ZM96 171H98L99 172V170H96ZM95 171V172H96ZM105 172H106V170H104ZM132 171V170H131ZM131 171H129V172H131ZM210 171H211V168H210ZM8 172V171H7ZM23 172V171H22ZM66 172V171H65ZM64 172V173H65ZM69 172V171H68ZM67 172V173H68ZM74 172V171H73ZM76 172V171H75ZM90 172V171H89ZM92 172V173H93ZM101 172H102V170H101ZM109 172V171H108ZM139 172V171H138ZM143 173H144V171H142ZM150 172V171H149ZM147 173V174H151V173ZM13 173V172H12ZM35 173V172H34ZM39 173V172H38ZM50 173V172H49ZM49 173H45L44 175H46V174H49ZM57 173H59V172H57ZM66 173V174H67ZM77 173V172H76ZM91 173V174H92ZM97 173V172H96ZM100 173V172H99ZM111 173V172H110ZM118 173V172H117ZM116 173V174H117ZM128 173V172H127ZM132 173V172H131ZM134 173V172H133ZM132 173V174H133ZM136 173V172H135ZM140 173H141V171H140ZM155 174H156V172H154ZM188 173V172H187ZM25 174V173H24ZM23 174V175H24ZM42 174V173H41ZM62 174V173H61ZM69 174V173H68ZM72 174V173H71ZM82 174V173H81ZM131 174V176H134V174L132 175ZM145 174H146V172H145ZM144 174V175H145ZM19 175V174H18ZM50 175V174H49ZM56 175V174H55ZM73 175H75V174H73ZM73 175H71V176H73ZM77 175V174H76ZM88 175H90L89 173H88ZM92 175H94V173L92 174ZM97 175V174H96ZM99 175V174H98ZM97 175V176H98ZM122 175H123V173H122ZM152 175V174H151ZM158 175V174H157ZM156 175V176H157ZM27 176V175H26ZM35 176V175H34ZM38 176H40V175H38ZM48 175H46V177H47ZM51 176V175H50ZM63 177H64V175H62ZM70 176V175H69ZM79 176H80V174L78 175V178H79ZM82 176V175H81ZM117 176V175H116ZM124 176V175H123ZM123 176H122V178H123ZM135 176H136V174H135ZM134 176V177H135ZM147 176V175H146ZM150 176V175H149ZM154 176V175H153ZM155 176V177H156ZM53 177V176H52ZM66 177V176H65ZM88 177V176H87ZM91 177V176H90ZM121 176H119V178H120ZM125 177V176H124ZM148 177V176H147ZM162 177V176H161ZM33 178V177H32ZM35 178V177H34ZM56 178H58V176L56 177ZM69 178V177H68ZM74 178V177H73ZM76 176H75V182L77 183V180H76ZM86 178V177H85ZM89 178V177H88ZM96 178V177H95ZM105 178H107V177H105ZM105 178H104V185H105V181H109L108 179L107 180H105ZM137 178V177H136ZM148 178H150V177H148ZM157 178V177H156ZM17 179V178H16ZM44 179V178H43ZM55 179V178H54ZM62 179H64V178H62ZM61 179V180H62ZM82 179V178H81ZM92 181H93V179L92 178H90ZM97 179V178H96ZM95 179V180H96ZM116 179H117V177H116ZM115 179V180H116ZM121 179V178H120ZM125 179H127L126 177H125ZM168 179V178H167ZM231 179H232V176H231ZM49 180H53V179H50L49 178ZM73 180V179H72ZM79 180V179H78ZM89 180V179H88ZM87 180V181H88ZM102 180V179H101ZM100 180V181H101ZM111 180V179H110ZM119 180V179H118ZM129 180V179H128ZM139 180V179H138ZM145 180H147L146 178H145ZM151 180V179H150ZM230 180V179H229ZM21 181V180H20ZM39 181V180H38ZM43 181V180H42ZM56 181V180H55ZM66 180H64L63 181V183L65 182ZM69 181H70V178H69ZM84 181V180H83ZM90 181V180H89ZM113 181H114V179H113ZM156 181V180H155ZM167 181V180H166ZM5 182H6V180H5ZM46 182V181H45ZM50 181H48V183H49ZM67 182H68V180H67ZM66 182V183H67ZM71 182V181H70ZM85 182H86V180H85ZM112 182V181H111ZM119 182V181H118ZM121 182H122V180H121ZM125 182H126V180H125ZM124 182V183H125ZM130 182H131V180H130ZM148 182H150V181H148ZM154 182V181H153ZM217 182V181H216ZM26 183V182H25ZM38 183V182H37ZM43 183V182H42ZM51 183H52V181H51ZM54 183V182H53ZM65 183V184H66ZM69 183V182H68ZM67 183V184H68ZM73 183H74V181H73ZM90 183V182H89ZM97 183H100V182H98L97 181ZM102 183V182H101ZM113 183H115V182H113ZM123 183V185L124 186H126L125 184L127 183H125L124 184ZM133 183V182H132ZM151 183H152V180H151ZM161 183V182H160ZM163 183V182H162ZM23 184V183H22ZM33 184V183H32ZM41 184V183H40ZM44 184V183H43ZM72 184V183H71ZM75 184V183H74ZM93 184H95L94 182H93ZM107 184H109V183H107ZM128 184V186L130 185L129 183H127ZM146 184V183H145ZM144 184V185H145ZM156 184V183H155ZM222 184V183H221ZM226 184V183H225ZM21 185V184H20ZM19 185V186H20ZM35 185H36V183H35ZM98 185V184H97ZM103 185V186H104ZM135 185H137V184H135ZM153 185H154V183H153ZM159 185V184H158ZM223 185V184H222ZM230 185V184H229ZM229 185H227V186H229ZM11 186V185H10ZM18 186V187H19ZM42 186H44V185H42ZM41 186V187H42ZM48 186V185H47ZM55 186V185H54ZM53 186V187H54ZM78 186V185H77ZM96 186V185H95ZM112 186V185H111ZM117 186V185H116ZM115 186V187H116ZM122 186V185H121ZM123 186V187H124ZM127 186V187H128ZM147 186V185H146ZM150 186V185H149ZM156 186H157V184H156ZM8 187V186H7ZM22 187V186H21ZM33 187V186H32ZM45 187H46V185H45ZM62 187V186H61ZM61 187H59V188H61ZM72 187V186H71ZM94 187V186H93ZM98 187H100V186H98ZM106 187H108V185L106 186ZM113 187H114V185L112 186V189H113ZM126 187V188H127ZM131 186H129V188H130ZM136 187V186H135ZM143 187V186H142ZM158 187H160V186H158ZM259 187H261L262 188V190L261 189H259ZM73 188H74V186H73ZM77 188V187H76ZM81 188H82V186H81ZM95 188V187H94ZM100 188H103V187H100ZM99 188V189H100ZM104 188H105V186H104ZM103 188V189H104ZM120 188H122V187H120ZM119 188V189H120ZM146 188V187H145ZM144 188V189H145ZM167 188V187H166ZM23 189V188H22ZM47 189H49V188H47ZM78 189H79V191H80V187H78ZM86 189H89V188H87L86 187ZM95 189H97V188H95ZM123 189V192H124V189L125 188H122ZM134 188H132V190H133ZM143 189V188H142ZM3 190V189H2ZM10 190V189H9ZM29 190H31V189H29ZM51 190V189H50ZM60 190V189H59ZM58 190V191H59ZM67 190V189H66ZM84 190V189H83ZM89 190H91V189H89ZM98 190V189H97ZM130 189H128L127 191H129ZM131 190V191H132ZM137 190V189H136ZM153 191H154V189H152ZM17 191V190H16ZM39 191H40V188H39ZM57 191V190H56ZM55 191V192H56ZM61 191H62V189H61ZM68 191H70V189L68 190ZM76 191V190H75ZM103 191V190H102ZM108 191V190H107ZM116 191V190H115ZM126 191V192H127ZM146 191H147V189H146ZM167 191V190H166ZM233 193H232V192ZM42 192V188H41V191H40V193ZM46 192V191H45ZM51 192V191H50ZM76 192H78V191H76ZM85 192H86V190H85ZM84 192V193H85ZM91 192V191H90ZM94 192H95V190H94ZM97 193H99L98 191H96ZM106 192V191H105ZM110 192V191H109ZM113 192V190L111 191V193ZM120 192H121V190H120ZM149 192H152V191H149ZM161 192V191H160ZM251 192H253L254 194L253 195H255V198L254 199H252V200H249L248 198L247 199H237V197L238 196H236L234 193H241V194H249V193H251ZM18 193V192H17ZM16 193V194H17ZM27 193L29 194V192L27 191ZM33 193V192H32ZM31 193V194H32ZM39 193V194H40ZM47 193H49V191L47 190ZM71 193V192H70ZM89 192L87 191V193H85L86 195L88 194ZM103 193H104V191H103ZM108 193V192H107ZM106 193V194H107ZM114 193V192H113ZM113 193H112V195H113ZM118 193H119V191H118ZM134 193H136V192H134ZM133 193V194H134ZM141 193V192H140ZM162 193V192H161ZM5 194V193H4ZM12 194V193H11ZM11 194L9 195V196H11ZM21 194V193H20ZM19 194V195H20ZM43 194H44V191H43ZM49 194H51V193H49ZM91 194V193H90ZM105 194V195H106ZM115 194V193H114ZM120 194V193H119ZM128 194V192L127 193H125V194H123V195H127ZM132 194V193H131ZM155 194V193H154ZM164 194V193H163ZM212 194V193H211ZM30 195V194H29ZM42 195V194H41ZM40 195V196H41ZM57 195V194H56ZM55 195V196H56ZM59 195H61V194H59ZM63 195V194H62ZM66 195V194H65ZM76 195H77V193H76ZM80 196L82 195V193L80 192V194H79ZM97 195V194H96ZM102 195H104V194H102ZM136 196H137V193L135 194ZM141 195H142V193H141ZM8 196V195H7ZM39 196V195H38ZM43 196V195H42ZM48 196V195H47ZM50 196V195H49ZM73 196H74V194H73ZM116 196V195H115ZM133 196V195H132ZM135 196V197H136ZM144 196V195H143ZM143 196H141V197H143ZM146 196V195H145ZM154 196V195H153ZM160 197H161V195H159ZM158 196V197H159ZM179 196V195H178ZM25 197V196H24ZM44 198L46 197V196H43ZM63 197V196H62ZM61 197V198H62ZM93 197H96V196H93ZM103 197V196H102ZM102 197H100V198H102ZM111 197V196H110ZM125 196H123V198H124ZM130 197V196H129ZM139 197V196H138ZM160 197H159V199H160ZM44 198H42L43 200H45ZM49 198V197H48ZM53 198H54V196H53ZM67 198V197H66ZM73 198H75L76 199V197H73ZM78 198H80L79 196H78ZM83 198V197H82ZM81 198V199H82ZM87 198H88V196H87ZM86 198V199H87ZM98 198V197H97ZM106 198H107V196H106ZM105 198V199H106ZM114 198V197H113ZM149 198V197H148ZM164 198V197H163ZM162 198V199H163ZM166 198V197H165ZM32 199V198H31ZM38 199H40V198H38ZM51 199H52V196H51ZM56 199V198H55ZM94 199V198H93ZM110 199V198H109ZM115 199H116V197H115ZM114 199V200H115ZM118 199H119V196H118ZM129 199V198H128ZM131 199V198H130ZM135 199V198H134ZM137 199V198H136ZM147 198H145V200H146ZM156 199H158L157 197H156ZM251 199V198H250ZM23 200V199H22ZM47 200V199H46ZM60 200V199H59ZM58 200V201H59ZM63 200V199H62ZM66 200V199H65ZM68 200V199H67ZM71 200V199H70ZM69 200V201H70ZM73 200V199H72ZM84 200V199H83ZM88 200H89V198H88ZM95 200H96V198H95ZM100 200V199H99ZM99 200H98V202H99ZM103 200V199H102ZM107 200H108V198H107ZM123 201H125L124 199H122ZM127 200V199H126ZM138 200V199H137ZM136 200V201H137ZM143 200H144V198H143ZM220 200V199H219ZM33 201H35V199H33ZM57 201V202H58ZM64 201V200H63ZM78 201V199L75 201L76 203H78L77 202ZM109 201V200H108ZM111 201H113L112 199H111ZM118 201V200H117ZM120 201V200H119ZM129 201V200H128ZM128 201H127V203H128ZM132 201H133V199H132ZM150 201V200H149ZM157 201V200H156ZM196 201V200H195ZM206 201V200H205ZM225 201V202H226ZM46 202V201H45ZM44 202V203H45ZM48 202V201H47ZM51 202H53V201H50V203ZM65 202H68V201H65ZM80 202V201H79ZM85 202H88V201H86L85 200ZM84 202V203H85ZM96 202V201H95ZM140 202V201H139ZM159 202V201H158ZM158 202H156V203H158ZM166 202H167V199H166ZM224 202V203H225ZM28 203V202H27ZM34 203V206H35V204H37L36 202H33ZM42 203V202H41ZM43 203V204H44ZM50 203L49 204H47V205H49L50 206ZM54 203L56 204V202H55V200H54ZM64 203V202H63ZM62 203V204H63ZM69 203V202H68ZM74 203V202H73ZM73 203H72V205H73ZM93 203H94V201L92 202V204H91V199H90V204L91 205H93ZM102 203H103V201H102ZM113 203V202H112ZM133 203V202H132ZM141 203H142V201H141ZM60 204V203H59ZM80 205L81 204H83V203H79ZM99 204V203H98ZM101 204V203H100ZM120 204H122V203H120ZM125 204V203H124ZM140 204V203H139ZM147 204H148V202H147ZM163 204V203H162ZM11 205H12V203H11ZM24 205V204H23ZM30 205V204H29ZM28 205V206H29ZM33 205V204H32ZM37 205H40L39 207H41V210L43 209V207L41 206V204H37ZM52 205V204H51ZM57 205V204H56ZM68 205H70V204H68ZM87 205V204H86ZM130 205V204H129ZM133 205V204H132ZM142 205V204H141ZM151 205V204H150ZM13 206H14V204H13ZM17 206V205H16ZM64 206V205H63ZM73 206H75V205H73ZM72 206V207H73ZM95 206V205H94ZM93 206V207H94ZM104 206V205H103ZM105 206H106V204H105ZM114 206V205H113ZM117 206V205H116ZM120 206V205H119ZM126 206V205H125ZM144 206V205H143ZM157 206V205H156ZM31 208H32V206H30ZM36 207V206H35ZM64 207H66V206H64ZM63 207V208H64ZM77 207H79V206H77ZM81 207V206H80ZM83 207V206H82ZM86 207V206H85ZM88 207V206H87ZM98 207V206H97ZM101 207V206H100ZM128 207V206H127ZM146 207V206H145ZM147 207H149V205L147 206ZM161 207V206H160ZM22 208V207H21ZM50 208V207H49ZM55 208H57V206L55 207ZM59 208V207H58ZM95 208H96V206H95ZM104 209H105V207H103ZM107 208V207H106ZM109 208V207H108ZM116 208V207H115ZM122 208V206L120 207V209ZM126 208V207H125ZM138 207H136V209H137ZM11 209V208H10ZM19 209V208H18ZM23 209V208H22ZM25 209V208H24ZM46 209V208H45ZM68 209H69V207H68ZM99 209V208H98ZM97 209V210H98ZM102 209V208H101ZM110 209V208H109ZM119 209V210H120ZM127 209V208H126ZM131 209H133V208H131ZM145 209V208H144ZM144 209H141V210H143L144 211ZM150 209V208H149ZM177 209V208H176ZM230 209H234V210H236V212H235V215L234 216H230L231 214H230ZM1 210V209H0ZM51 210V209H50ZM56 210V209H55ZM77 210V209H76ZM75 210V211H76ZM85 210V209H84ZM91 210V209H90ZM94 210V209H93ZM157 210V209H156ZM164 210V214H163V216H164V218H165V221H166V223H168V224H170V223H172V224H175V226L174 227H182V224H183V221L184 220H182L180 217H177V218H175L174 219V217H172V215L174 214V213H172L170 210H165V209H163ZM212 210H214V209H212ZM249 210L252 212L251 214H248L249 213ZM3 211V210H2ZM24 211V210H23ZM47 211V210H46ZM61 211H62V209H61ZM65 211V210H64ZM63 211V212H64ZM79 211H80V209H79ZM78 211V212H79ZM86 211V210H85ZM103 211V210H102ZM107 212L109 211V210H106ZM105 211V212H106ZM113 211V210H112ZM115 211V210H114ZM124 211H125V209H124ZM136 211V210H135ZM135 211H133V213L135 212ZM151 210H149L148 212H150ZM158 211V210H157ZM177 211V210H176ZM216 211V210H215ZM17 212V211H16ZM20 212V211H19ZM34 212H36L35 210H34ZM39 212V211H38ZM65 212H67V211H65ZM77 212V211H76ZM92 212V211H91ZM98 212V211H97ZM107 212L104 214V215H106L107 214ZM121 212V211H120ZM127 212V211H126ZM142 212V211H141ZM159 212V211H158ZM175 212V211H174ZM179 212V211H178ZM187 212H189V211H187ZM191 212V211H190ZM194 212V211H193ZM15 213V212H14ZM25 213V212H24ZM57 213H58V211H57ZM86 213H88V212H86ZM101 213V212H100ZM104 213V212H103ZM108 213H110V212H108ZM140 213V212H139ZM176 213V212H175ZM184 213V212H183ZM40 214V213H39ZM53 214V213H52ZM62 214V213H61ZM76 214V213H75ZM83 215H84V213H82ZM95 213H93V215H94ZM113 214V213H112ZM128 214V213H127ZM136 214V213H135ZM142 214H144L143 212H142ZM142 214H140V215H142ZM160 214V213H159ZM185 214V213H184ZM193 214V213H192ZM198 214V213H197ZM230 214V215H229ZM234 214V213H233ZM19 215V214H18ZM58 215V214H57ZM63 215V214H62ZM77 215H78V213H77ZM96 215H98V214H96ZM103 215V214H102ZM122 215V214H121ZM125 215V214H124ZM138 215V214H137ZM136 215V216H137ZM145 215V214H144ZM143 215V216H144ZM146 215H150V214H147L146 213ZM151 215H153V213L151 212ZM182 215V214H181ZM211 215V214H210ZM26 216V215H25ZM28 216V215H27ZM33 216H35V215H33ZM71 216H73V215H71ZM76 216V215H75ZM85 216V215H84ZM99 216V215H98ZM107 216V215H106ZM115 216H119L118 214L116 215L115 214ZM123 216V215H122ZM131 216V215H130ZM177 216H178V214H177ZM183 216V215H182ZM2 217V216H1ZM39 217V216H38ZM59 217H60V215H59ZM64 216H62V218H63ZM81 217V216H80ZM88 217V216H87ZM86 217V218H87ZM95 217V216H94ZM112 217V216H111ZM126 217H128V216H126ZM147 216H145V218H146ZM151 216H149V218H150ZM153 217V216H152ZM152 217H151V219H152ZM158 217V216H157ZM189 217V216H188ZM5 218V217H4ZM21 218V217H20ZM49 218V217H48ZM57 218V217H56ZM67 218V217H66ZM66 218L64 219V220H66ZM71 218V217H70ZM99 218H102V217H100L99 216ZM104 218V217H103ZM121 218V217H120ZM124 218V217H123ZM155 218V217H154ZM153 218V219H154ZM217 219H218V217H216ZM2 219V218H1ZM24 219V218H23ZM26 219H27V217H26ZM32 219V218H31ZM34 219V218H33ZM74 219V218H73ZM77 219H78V217H77ZM76 219V220H77ZM113 219V218H112ZM122 219V218H121ZM131 219V218H130ZM133 219V218H132ZM139 219L141 220V217H139ZM148 219V218H147ZM162 219V218H161ZM22 220V219H21ZM50 220V219H49ZM55 220V219H54ZM60 220V219H59ZM63 220V222H65ZM93 220V219H92ZM96 220H99V219H96ZM118 220H119V218L117 219V221H115V222H118ZM160 220V219H159ZM189 220V219H188ZM187 220V222H189ZM191 220V219H190ZM15 221V220H14ZM30 221V220H29ZM39 221V220H38ZM37 221V222H38ZM83 221V220H82ZM88 221V220H87ZM101 221V220H100ZM122 221V220H121ZM135 221H136V219H135ZM21 222V221H20ZM24 222V221H23ZM27 222V221H26ZM41 222H43V221H41ZM46 222V221H45ZM60 222V221H59ZM74 222V221H73ZM86 222V221H85ZM89 222V221H88ZM91 222V221H90ZM93 222V221H92ZM114 222V221H113ZM123 222V221H122ZM138 222V221H137ZM143 222V221H142ZM151 222V221H150ZM153 222V221H152ZM186 222V223H187ZM22 223V222H21ZM28 223V222H27ZM32 223H34V221H32ZM44 223V222H43ZM43 223L41 224V225H43ZM77 223V222H76ZM100 223H102V222H100ZM119 223V222H118ZM124 223H126L125 222V220H124ZM155 223H157V222H155ZM160 223V222H159ZM159 223H158V225H159ZM164 223V222H163ZM191 223H192V221H191ZM217 223H219V222H217ZM36 224V223H35ZM77 224H79V223H77ZM82 224V223H81ZM105 225H107L106 223H104ZM110 224V223H109ZM113 224H116V223H113ZM112 224V225H113ZM120 224H122V223H120ZM129 224V223H128ZM154 224V223H153ZM188 224V223H187ZM23 225V224H22ZM26 225V224H25ZM34 225V224H33ZM48 225V224H47ZM66 225H67V223H66ZM69 225V224H68ZM70 225H71V222H70ZM95 225H97V222H96V224ZM105 225L103 226V227H105ZM126 225V224H125ZM130 225H131V223H130ZM146 225V224H145ZM152 225V224H151ZM164 225V224H163ZM162 225V226H163ZM171 225V224H170ZM191 225V224H190ZM194 225V224H193ZM206 225V224H205ZM215 225V224H214ZM89 226V225H88ZM94 226V225H93ZM115 226V225H114ZM117 226H118V224H117ZM167 226V225H166ZM169 226V225H168ZM43 227L44 226H32L31 225V227L30 226H28V227H23V228H20V229H18V230H16V231H13V232H11V231H8V232H5V231H3V233L1 234L0 233V241H1V243L2 244H4V245H17V244H19V243H21L20 241H22L23 240V238H25V237H27L28 236V234H31L32 235V233H34V232H37V231H41V230H43ZM46 227V226H45ZM49 227H50V225H49ZM78 227H79V225H78ZM121 227V226H120ZM135 227V226H134ZM97 228V227H96ZM102 228V227H101ZM118 228H119V226H118ZM124 228V227H123ZM131 228H133V227H131ZM139 228V227H138ZM137 228V229H138ZM148 228V227H147ZM158 228V227H157ZM156 228V229H157ZM159 228H161V227H159ZM172 228V227H171ZM219 228H221V227H219ZM110 229H111V227H110ZM112 229H113V227H112ZM115 229V228H114ZM125 229V228H124ZM142 229H144V228H142ZM163 229H165V228H163ZM204 229H206V228H204ZM215 229V228H214ZM232 229V230H233ZM46 230V229H45ZM103 230V229H102ZM121 230V229H120ZM148 230V229H147ZM146 230V231H147ZM160 230V229H159ZM169 230H171V229H169ZM231 230V231H232ZM115 231V230H114ZM118 231V230H117ZM126 231V230H125ZM149 232H151L150 230H148ZM177 231V230H176ZM218 231V230H217ZM95 232V230L93 231V233ZM96 232H98L97 230H96ZM120 232V231H119ZM127 232V231H126ZM129 232H130V229H129ZM135 232V231H134ZM142 232V231H141ZM157 232H158V230H157ZM164 232V231H163ZM6 233V234H5ZM100 233V232H99ZM104 233V232H103ZM103 233H101L102 235H103ZM111 233V232H110ZM135 233H137V231L135 232ZM152 233H153V231H152ZM171 233V232H170ZM179 233V232H178ZM181 233V232H180ZM185 233V232H184ZM155 234H157V233H155ZM162 234V233H161ZM160 234V235H161ZM34 235V234H33ZM109 235V234H108ZM108 235H106V236H108ZM148 235H150L149 233H148ZM159 235V234H158ZM168 235V234H167ZM186 235H188V234H186ZM222 235V234H221ZM262 235V234H261ZM95 236V235H94ZM118 236V235H117ZM144 236V235H143ZM142 236V237H143ZM146 236V235H145ZM63 237H65V236H63ZM67 237V236H66ZM93 237V236H92ZM114 237V236H113ZM132 237V236H131ZM131 237H129V238H131ZM134 237V236H133ZM137 237H138V235H137ZM137 237H136V239L135 240H137L136 242V244H138V239H137ZM155 237V236H154ZM189 237V236H188ZM70 238V237H69ZM114 238H116V237H114ZM119 238V237H118ZM117 238V239H118ZM162 238V237H161ZM160 238V239H161ZM163 238H165V237H163ZM28 239V238H27ZM83 239V238H82ZM109 239H111V237L109 238ZM122 239V238H121ZM133 239V238H132ZM142 239H144V238H142ZM69 240V239H68ZM114 240V239H113ZM208 240V239H207ZM259 240V239H258ZM26 241V240H25ZM86 241V240H85ZM106 241V240H105ZM144 241V240H143ZM149 241H150V239H149ZM115 242V241H114ZM156 242V241H155ZM35 243V242H34ZM123 243V242H122ZM37 245H38V243H36ZM68 243H67V240L66 239H60V238H58L56 241H54L53 243H49L48 245L46 244V246H42V247H40V246H36V248H35V252L32 254V255H30V254H28V255H21V256H17L16 257V259H14L15 261H13V263L12 264H90L88 261L90 260V257H91V253H90V249H91V247H89L87 244H86V242L85 243H81L82 245L81 246H77V248H75L76 250H74L73 252H70V253H67V251L66 252H64L63 250H62V248L65 246V245H67ZM121 244V243H120ZM141 244V243H140ZM145 244H147V243H145L144 242V245ZM41 245V244H40ZM115 245V244H114ZM142 245V244H141ZM148 245V244H147ZM203 245V244H202ZM125 246H127V245H125ZM150 246H151V244H150ZM21 247V246H20ZM33 247V246H32ZM35 247V246H34ZM67 247H68V245H67ZM66 247V248H67ZM149 247V246H148ZM148 247H146V246H129V248H125L124 250H122V248H118L117 250H115L114 252H112V255L115 257V259H119V260H128V261H131L130 262V264L132 263V264H138L140 261H144V258L145 257H147L148 255L147 254H149L150 253V249L148 250ZM160 247V246H159ZM73 248V247H72ZM153 248V247H152ZM70 249V248H69ZM160 249V248H159ZM111 250V249H110ZM217 250V252L218 253H221L222 254V256L226 259V261H228V262H226L227 264H238L239 262H237L235 259H232L231 261H229L228 260V257H226V255L223 253V251H221V252H219V249H215V251ZM70 251V250H69ZM153 251L154 252H157V250H154L153 249ZM161 252V251H160ZM93 253V252H92ZM98 253V252H97ZM159 253V252H158ZM96 254V253H95ZM109 255H111V253H109ZM149 255H151V254H149ZM206 255V254H205ZM98 256V255H97ZM96 256V257H97ZM158 256V255H157ZM159 257H162V256H159ZM206 257V256H205ZM95 258V257H94ZM165 258V257H164ZM234 258V257H233ZM238 259V260H239ZM93 260V259H92ZM95 260V259H94ZM152 260V259H151ZM127 261V262H128ZM153 261V260H152ZM121 262V261H120ZM123 262V261H122ZM155 263V262H154ZM127 264V263H126ZM146 264V263H145ZM151 264V263H150ZM160 264H168V262H167V260H162L161 262H160ZM214 264V263H213ZM240 264V263H239ZM242 264V263H241ZM244 264V263H243Z\"/></svg>","mask_w":264,"mask_h":264}]
</instances>
